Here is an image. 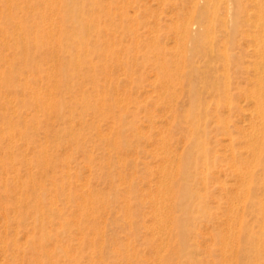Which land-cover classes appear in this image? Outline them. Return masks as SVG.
Masks as SVG:
<instances>
[{
	"label": "bare ground",
	"instance_id": "bare-ground-1",
	"mask_svg": "<svg viewBox=\"0 0 264 264\" xmlns=\"http://www.w3.org/2000/svg\"><path fill=\"white\" fill-rule=\"evenodd\" d=\"M104 1V0H103ZM113 1V0H112ZM118 1V0H117ZM123 1V0H122ZM121 1V3H123ZM127 1V0H126ZM130 1V0H129ZM128 1V2H129ZM170 1V0H169ZM206 1V4H204V5H202V6H199L198 7V5H196V12L195 13H188V12H186V13H188V15H185V16H183L182 15V12H181V15L184 17L183 19H184V29L186 30V32H187V34H188V41H187V43H183L182 44V48H181V50L182 51H184V60H182V61H185L186 62V60H188V62H190V64H191V67H192V65H193V67H192V70L190 71L191 73L188 75L189 76V78L190 79H187L188 80V83H181L180 82V86H181V90L183 91V94H184V92H186L187 93V97H188V99H189V102L187 101V105L189 104V106H185L186 104H185V102L183 103V106L181 107V108H179L178 106H177V103H178V99H176L177 100V103H176V101L174 102V100H175V97L178 95V91H177V89H176V84L179 82L178 81V79H181V76L182 77H185V76H183L182 75V73H181V69L183 68H181V60L178 58V57H174V58H171L170 60H168V59H163V57H162V55H160L162 58L160 59L161 61V63H160V68H161V74L160 75H162L160 78H162V81H163V84L165 85L164 87V91H165V96H167L168 97V99H167V101H168V103L171 105V112H173L174 113V116L173 115H171V116H173V118H174V120H173V124H172V122H171V125L173 126V130L175 129V128H177V126L178 125H180V123H185V125H183L182 127L180 126V127H178V128H180V130L182 131H185V132H187V134H185V136L187 135V136H189L188 137V139H186V141L188 140V146H189V151H187L188 153L185 155V159L179 164V162H177L176 161V163H178V166H176V169H174V166H175V162H174V156H171L170 154H172V152L170 151L171 149H173V148H171L170 149V147H169V145L170 144H172V143H168V134H163L162 132H161V130H160V134H159V136L161 135L162 137H160V138H162L161 140L159 139V143L158 144H160L159 146H157V147H159L160 148V146H161V150L163 149L164 151H163V155L165 154L166 156H164V157H166L165 158V161L164 162H166L165 164H163V165H161V168H159L160 167V165L158 166V169H160L161 171V173H162V177L163 178H161V179H159V180H161L160 182H159V184H158V189L156 190L157 192L156 193H154L153 195H151V194H149V193H147V195H151V199H152V202H153V209H154V211H155V215H156V227H157V230L158 231H160V235L161 236H159L160 237V241L159 242H156L157 243V245H156V248L154 249V250H157V249H159V248H161V250H159V251H161L162 252V249H163V247L164 246H166L167 245V240H166V233L168 232V231H177L179 234V236H180V240H181V243H180V246H179V249L181 248V249H183V248H187L186 247V244H188V242H187V240L188 239H190V237L188 238V234H189V232H188V230L183 226V225H185L184 223V221L186 220V219H188V218H192V216L191 217H189V213L186 211V207L189 205L188 203H187V206L184 208V207H182V205H178L177 203H175L176 201L174 200V198H176L177 199V195H179L180 194V192L182 191V195L181 196H186L187 194L189 195V193H190V200H191V197H193L192 196V189L194 190V188H196V186L195 187H193V188H191V187H187L186 186V184L184 185L182 182H184L183 180H185L184 178L182 179V176L183 177H186V179H187V181H190V180H188V178L187 177H191V176H194V175H196V173H197V175L199 174L198 173V170L197 169H195V172L196 173H193V174H191V173H189L188 172V168L190 167V165H191V163L188 161V159H189V157H190V155H192V154H194V158H196V160L197 161H195V163L193 164V165H199L200 164V161H198V160H200V159H198V158H201V156L204 158V161L201 163V164H204L206 167H207V161H209V153H208V151H207V149H208V147L206 148V144H205V146H204V142L203 141H205V137L206 138H208L210 135H208V132H209V134L211 133L210 132V129L208 130V128L210 127L209 126V123L211 122V118L209 119L208 117H210L209 116V114L211 115V117L212 116H215L216 118L214 119L215 121V123H217V125H218V127H217V129L218 128H221L220 130H221V133H222V131H224V133L225 134H223V135H225L226 136V133L227 134H229V137L231 138V136L232 135H234V133L232 134V132H235V131H232V129L231 128H233V129H235V125L237 126V128H239L238 127V125L237 124H235V123H233V127H231V123L233 122L231 119H229L230 118V116H231V113L234 115V111H236L237 110V108H239L238 106H237V108H236V106L234 107L233 105V101H232V99L234 98L233 96H231L232 95V91H231V85H232V83L233 82H231L232 80H231V74H230V72H229V70H232V68H231V65H232V67H233V61H235V56H234V54L230 51V49H232V47H233V45H235V37H236V32H237V29L240 27V25H239V20L242 18V16H244L243 15V12L245 11V10H247L248 8L250 9V7H248L247 9H246V6H245V4H247V3H245V4H243L242 3V0H231V1H233L232 3L233 4H229L230 6H228V7H226V6H223V7H225V9L227 8L228 10H229V8L230 9H232L231 11H232V13H231V21H232V23L230 24V22L228 23L227 22V20H222L223 19V17H221L222 15H221V13H220V10H221V8H222V4H220V2L222 1V0H216V1H214V0H211V1H213V2H209V1H207V0H205ZM223 1H226V0H223ZM222 1V2H223ZM251 1V0H250ZM253 1V10H252V12H249V13H245L246 15L245 16H247V19H248V24L246 23V25H248V28H250V26L252 27V29H250L252 32H251V34H248L246 31H245V34L247 33L249 36H251L252 38H253V40H254V42L253 41H251V42H253V43H251V44H254L252 47H253V50H254V53H255V55H256V57H255V59H254V61H253V67H254V70H255V74L253 75L254 77H253V79H250L251 81H249V82H251V83H253V87H252V90H251V93H250V95L252 96V98H253V101H254V103H253V101L251 100V102L254 104L252 107H254V110H253V108L250 106V108H252V110L254 111V113L253 114H251V116L253 117V119L250 121V123L251 122H253L252 124H251V126H250V124H248L247 122H245V125L247 126V124H248V127H251V129H250V132H249V134H248V139H244V140H247L248 141V146H247V154H246V152L245 151H243V152H245V154H246V156H242L243 154H239L242 150H240L239 151V147H237L238 149V151H239V155H237L236 153H231L232 155H234V156H232L233 157V159H232V157H230V155L231 154H229L228 152H229V150L228 151H226V154L228 153L229 154V156L228 157H230V159H231V161H233L232 163H233V165H235V167H233L232 166V169L234 168V170H235V172L237 173V176L238 177H240L239 179L241 180V182H242V184H241V182H240V184H238L237 185V183H238V181H237V183H236V181L234 182V183H236L235 185H236V187H239V188H237V195H238V197H237V199H236V201H238V203H239V200H243L244 201V203H247V205H246V208H245V206H244V208L243 209H245V211L248 209V210H250L253 206H254V208H255V211L256 212H253V213H255V214H251V212H249L248 213V211H246V213H248L249 214V216L247 215V214H245V216L247 215L248 217H245L244 215H243V213L242 214H238L240 211H242V210H240L239 208V212H237V210H235L236 212H237V214L238 215H236V214H234L233 215V217L231 218L233 221H235V219H239V221H240V232L237 234L236 233V231H234L235 232V234H234V232H232L231 231V233H230V235L228 234V232H226V234L225 235H222V236H220L219 238H220V241H221V243H223L224 244V247L227 249V247L229 248V245L231 244V241L233 242V244H235L234 243V240H232L233 238H238V240H239V243H241L240 241H245L244 243H246L247 241H254V239H251V237H252V235H253V228H254V231H255V228H256V230L258 229H260V228H263L264 229V0H252ZM118 2H120V1H118ZM130 2H132V0L130 1ZM191 2H194V1H192L191 0ZM190 2V3H191ZM199 2V0H197L196 1V3H198ZM203 2V1H202ZM221 2V3H222ZM89 3L91 4V5H94L95 7H89ZM104 3H106V2H104ZM116 3V1L112 4V5H114V6H118V5H116L115 4ZM223 3H225V2H223ZM226 3H227V1H226ZM124 4V3H123ZM126 4V3H125ZM124 4V5H125ZM174 4V3H173ZM176 4V3H175ZM194 4V3H193ZM200 4V3H199ZM105 5L106 4H103L102 5V1L101 0H0V65H3L4 67L1 69V67H0V86H3V87H11V89L13 88V89H15V90H17L16 92H20V93H22L24 96L25 95H27V97L26 98H22L21 100H19V99H17V93H16V97H12V96H8V94L7 93H5L6 94V96H3V95H1L0 94V122H2V125L0 124V162L2 163V165L3 166H5V168H7V166H6V164H10V161H11V164H10V166L8 167L9 169H12L11 171H9V170H7V175L5 176V177H3V175L2 176H0V187L2 188L1 189V193H0V198H1V203H3L2 202V198H4L6 195H8L9 193H10V191H14V193H15V198H16V204H17V206H16V208H15V210L17 211V214H20V215H18V216H20V217H18L17 216V214H16V216L15 217H13V218H11L10 220H15L16 221V224H18L19 226H21V224H26V226H27V219H29V218H27L28 216H30V218H32V220H30L28 223H30V222H32L31 223V230H30V232L32 233V234H30L29 235V239H27V245L26 244H24V247H23V244L21 243V242H25V241H20V243H21V245H20V243L18 242V240L15 238V237H13L11 240H10V242L8 243L10 246H12L16 251H20V250H25L26 248H25V245H26V247H27V249L28 250H30V251H32L34 254H33V257L32 258H30V260H29V262L31 263V264H58V259H57V257H58V253L60 252V251H62L63 253V256L65 255H67L68 257H69V259H68V263L66 262V260H64L65 261V263H67V264H79V262H80V260H81V258L82 257H84L85 258V256H87L88 255V252H87V255L85 254V256H82V257H80V258H78V256H79V254H78V256H71L72 254H68V252H69V249H68V247L66 248L65 246L69 243V246H70V242H63L62 240V242L63 243H61V245H58V244H56V240H57V237L59 236V235H63L64 233H65V236L68 238V237H70V231L72 232V230H70L69 229V223L68 222H66V221H61V222H59L60 224H59V228L57 229V228H55L54 229V227H52V226H50V227H47V222L49 221V222H51L52 220H54L53 218H55V215H62L63 213V211L62 210H60L59 208H57V207H55V208H45V204H44V199H45V193H44V191L41 189V188H36L35 187V181H36V179H35V177H34V175H32V171H33V168H32V171L31 172H29V174H28V182L25 184V185H27L29 182H32V189H31V191H29L30 193H28V191H26L27 193H28V195H27V193L25 194V195H23V193L22 192H20V194H17L18 192H16V188H17V190L19 189V190H22V188H23V185H24V182H21L22 180L20 179V178H22L21 176H19V172L17 171L18 169L15 167V162H13L14 161V159H16V157H17V155H18V151H17V148H19L18 146H16V144H15V135H17L18 136V134H20V135H22L25 139H26V143L27 142H29V139L32 137V135H34V131L36 130H38V128L39 127H42L44 130H45V132L47 133L46 135H48V137H53V139L54 140H58L59 139V141H64L66 144H68L67 142H69L70 141V143L72 144V146L75 144V146L76 147H78L79 149H81V150H83V151H81V150H79V151H81V152H86V153H89L88 152V148H86V143H87V138H88V136L82 131V130H79V131H77L76 130V128L74 127V122H75V120H76V115H75V113H76V111H78L79 112V116L80 117H84V115L86 114V112L88 111L87 109H92L93 110V112H95L96 114H97V116L96 117H93L92 119H91V122H88L87 124L91 127V129L93 128V129H95L93 132H94V134H95V136L94 137H98L97 139H98V141H99V143H100V145L102 146V145H104L105 144V142L107 143L106 145L109 147V145H113V147H114V150L117 152V151H119V150H121L123 147H122V141H121V139H119L120 137H119V135H120V130H116L115 129V131H114V128L112 127V126H110V127H112L111 128V131H110V137L109 136H104L105 134H106V132L105 133H103V131H104V129H102L101 128V126H100V124L98 123V121H100V119H103V118H107V119H109V113L111 112V109H112V113H113V111H114V113H115V111L118 109L117 107H115L114 105H116V103L118 102L117 100V96L120 94V93H117V89H116V93L118 94H116L115 96H116V99L117 100H115V98H113L114 96L113 95H110L109 93V95H110V97L112 96V98L113 99H111V98H109V99H111V101L109 102V103H107V100H106V97L105 96H103L101 93H102V91L103 90H101V87L102 88H104L105 87V85H104V83L102 82L101 83V81L100 80H103L104 81V78H106V76L105 75H109V77H111V73L110 72H112V74H113V69H114V67L115 66H113L112 65V63H116V64H119L120 62L117 60V59H115V57L117 58V54H118V52H117V50H118V47H116V45L118 44V43H120V42H118V41H116L117 40V38L114 36V40H115V38H116V40H115V43L117 42V44H115L114 43V41H112L113 43H114V45H115V47L117 48V50L115 49V47H114V45L111 43V41L110 40H108L107 39V37L105 36V32L106 31H108L109 32V28H111V27H108L107 28V30H105L104 28V26H106V25H104V24H101L100 23V21L102 20L103 21V19L105 18V17H107L106 16V13H107V11H106V13L104 12V7H105ZM108 5V7H109V4H107ZM106 5V6H107ZM130 4L128 3V5H126V6H129ZM227 5V4H226ZM111 6V5H110ZM120 6V7H119ZM118 7H119V9L120 8H122L123 7V5H119ZM122 6V7H121ZM185 6V5H184ZM190 6V5H189ZM251 6V5H250ZM131 6H129V8H130ZM172 7V6H171ZM94 8V9H93ZM111 8H113V6L111 7ZM124 8V7H123ZM176 8V7H175ZM188 8V7H187ZM186 8V9H187ZM106 9H108L107 7H106ZM109 9H110V7H109ZM108 9V10H109ZM131 9V8H130ZM224 9V10H225ZM113 9H111V11H112ZM114 10L116 11V9H115V7H114ZM114 10H113V12H114ZM181 10H183V9H181ZM251 10V9H250ZM110 11V12H111ZM118 11V10H117ZM116 11V12H117ZM137 11V10H136ZM136 11H133V12H136ZM179 12H180V9L178 10ZM223 11V10H222ZM119 12L120 13H122L121 11H118V14H119ZM178 12V13H179ZM190 12H192V10L190 11ZM225 12V11H224ZM227 13H228V11H226ZM226 12H225V14H226ZM245 12H247V11H245ZM103 13H105L103 16H105L103 19H102V15L101 14H103ZM115 13V12H114ZM114 13H110V14H113V15H111V18H112V16H114ZM124 13V12H123ZM118 14H116V15H118ZM125 14H126V12H125ZM134 14V13H133ZM133 14H132V16H133ZM180 14V13H179ZM224 14V13H223ZM224 14V15H225ZM228 14H230V13H228ZM115 15V19H116V17L118 18L119 16L121 17L122 15L120 14L119 16H116ZM134 15H138L137 13L136 14H134ZM181 15H179V16H181ZM175 16V15H174ZM181 16V17H182ZM226 16V15H225ZM229 16V15H228ZM101 17V18H100ZM110 17V16H109ZM135 17V16H134ZM133 17V19L134 20H136V18L138 17H135L134 18ZM175 17H177V15L175 16ZM186 17V18H185ZM122 18L123 17H121V19H119L118 21H119V26H125L124 24H126V23H122ZM126 18H128L127 17V15H126ZM126 18L124 19V21L126 20ZM131 18V17H130ZM198 18V22H200L201 20H205L206 21V23H207V26L205 25V27L204 28H201V29H195L194 30V27L192 28L191 27V21H193L194 19H197ZM228 18H230V17H227V19ZM252 18V19H251ZM132 19V18H131ZM108 21L109 19H104V21ZM120 20H121V22H120ZM106 21H105V23H106ZM110 21V20H109ZM123 21V22H124ZM132 21V20H131ZM137 21V20H136ZM159 21V20H158ZM174 21H175V19H174ZM111 22V21H110ZM109 22V24H111ZM135 21H133V22H131V24H133ZM183 22H181V23H183ZM221 22V23H220ZM115 23V22H114ZM114 23H112L113 25H114ZM121 23H122V25H121ZM129 23H130V21H129ZM194 23H195V20H194ZM108 24V25H109ZM131 24H128V25H131ZM173 24H174V22H173ZM199 24H201V23H199ZM203 24V23H202ZM245 24V23H244ZM243 23H242V25H244ZM100 25H103V27H101ZM115 25H117L116 23H115ZM115 25L110 29V33H112L111 31H113L112 29L113 28H115ZM135 25H136V22H135ZM175 25H176V23H175ZM246 25H245V27H246ZM132 26V25H131ZM174 26V25H173ZM177 26V25H176ZM176 26H174V27H176ZM193 26V25H192ZM202 26V25H201ZM107 27V26H106ZM129 27V26H128ZM133 27H135V26H133ZM128 28L129 30H131V29H134V28ZM217 27H219L220 29H221V31L222 32H226L227 33V36H226V38H224L221 42H219L218 41V39H217V37H215L214 36V34H216L215 32L216 31H218L217 30ZM122 28V30L124 29L123 27H121ZM181 28H182V26H181ZM218 28V29H219ZM119 29V31H121L120 30V28H118ZM128 29H125V30H123V32H125V31H128ZM247 29V28H246ZM135 30V29H134ZM178 29H176V31H177ZM240 30V29H239ZM245 30V29H244ZM118 31V32H119ZM215 31V32H214ZM241 31V30H240ZM239 31V32H240ZM247 31H249L248 29H247ZM107 32V33H108ZM117 32V31H116ZM129 32V31H128ZM136 32H137V29H136ZM183 31L181 30V32H178L179 34L180 33H182ZM242 32H243V29H242ZM242 32L241 33H239V35L241 34L242 35ZM115 33V32H114ZM131 33H133V38L135 37V34H134V32H132L131 31ZM137 33H139V31L137 32ZM244 33V32H243ZM125 34H127L126 32H125ZM224 34V33H223ZM137 36H138V34H136ZM140 35V34H139ZM174 35V34H173ZM178 35V34H177ZM182 35H184V34H182ZM222 35V34H221ZM238 35V36H239ZM122 36H124V35H122ZM136 36V37H137ZM237 36V37H238ZM112 37V36H111ZM139 37V36H138ZM174 37V36H173ZM225 37V36H224ZM236 37V38H237ZM245 37V36H244ZM132 38V39H133ZM155 38V37H154ZM153 38V39H154ZM158 38V37H157ZM157 38H155L156 40H158ZM240 36H239V42H240ZM138 39V38H137ZM136 39V40H137ZM174 39H177V38H174ZM180 39H181V36H180ZM119 40V39H118ZM135 40V42L136 43H134V45L135 44H138L139 46H140V42L138 43L137 41ZM140 40V39H139ZM138 40V41H139ZM152 40V39H151ZM182 40V39H181ZM243 40H245V38L243 39ZM141 41V40H140ZM155 41V40H154ZM134 42V40H132V43ZM157 42V41H156ZM158 42H159V40H158ZM188 42H191V43H188ZM248 42V41H247ZM246 42V43H247ZM152 43V42H151ZM175 43V42H174ZM176 43H177V40H176ZM175 43V44H176ZM244 43V42H243ZM155 43H152V45H154ZM159 44H160V42H159ZM249 45H250V43H248ZM157 45H158V43H157ZM156 45V46H157ZM171 45V44H170ZM174 45V44H173ZM120 46V45H119ZM131 46H132V44H131ZM131 46H128L129 48L131 47ZM137 46V45H136ZM138 46V47H139ZM142 46V45H141ZM151 46V45H150ZM150 46H148L147 48H149ZM155 46V45H154ZM155 46V47H156ZM161 46V45H160ZM169 46V45H168ZM174 46H176V45H174ZM236 46V45H235ZM246 46V45H245ZM248 46V45H247ZM121 47V46H120ZM120 47H119V53H121V50L123 51L124 49H120ZM135 47V46H134ZM138 47H137V49L135 50V51H137L138 50V54H139V49H138ZM142 47H144V46H142ZM142 47H141V49H142ZM155 47H153L154 48V52H156V51H158V49H160L161 50V48H164V47H162L161 46V48H159L158 47V49L156 48L155 49ZM171 47V46H170ZM169 47V48H170ZM173 47V46H172ZM180 47H181V44H180ZM240 48H242L241 46H239ZM251 47V46H250ZM175 48V47H174ZM239 48V50H241ZM106 49H107V51H106ZM131 50H130V52L129 51H126V50H124L125 52H128V53H131V52H133V50L132 49H134L133 47H131L130 48ZM237 49H238V46H237ZM129 50V49H128ZM151 50H153V49H151ZM151 50H147V51H151ZM159 50V51H160ZM164 50V49H163ZM168 50V49H167ZM166 50V51H167ZM235 50V47L233 48V52H235L234 51ZM247 50V49H246ZM246 50H244V51H246ZM105 51V52H104ZM109 51H111V57L110 58H112L111 59V61L113 60V57H114V59H115V62H114V60H113V62L112 63H108V62H106V61H108V60H106V59H108V57L105 59V54L104 53H106V52H108L109 53ZM123 51V52H124ZM168 51H170V50H168ZM249 51V50H248ZM246 52V54L247 53H249V52ZM143 52V51H142ZM144 52H145V50H144ZM143 52V53H144ZM153 52V51H152ZM161 52H163V51H161ZM160 52V53H161ZM240 52L241 51H239V54H240ZM243 52V51H242ZM242 52H241V54L240 55H242V59H243V57H245V56H243V54H244V52H243V54H242ZM92 53H97L98 55H99V58H98V56H96L99 60H96V59H92V58H90V55L92 54ZM128 53H125V54H122V55H124L123 57H125V58H127L126 56L128 55ZM136 53V52H135ZM147 53H149V52H147ZM157 53H159V52H156V54ZM174 53V52H173ZM179 52H177V54H178ZM253 53V52H252ZM127 54V55H126ZM133 54H134V52H133ZM133 54L131 53V56H133ZM154 55V53H151L150 55ZM166 54V53H165ZM177 54H176V56H177ZM246 54H244V55H246ZM130 55V54H129ZM143 55H146V53L145 54H143ZM142 55V57H143V60L145 59V60H148L147 59V57L146 58H144V56ZM152 55V56H153ZM164 55V54H163ZM169 55V54H168ZM170 55H171V53H170ZM181 55V54H180ZM109 56V55H108ZM118 56H119V54H118ZM121 56V55H120ZM130 56V57H131ZM139 56H140V54H139ZM147 56H148V54H147ZM157 56V55H156ZM158 56H159V54H158ZM247 56V55H246ZM93 57V56H92ZM123 57H119V58H123ZM129 57V56H128ZM129 57V58H130ZM137 57H138V55H137ZM136 57V58H137ZM141 57V58H142ZM149 57H151V56H149ZM167 57V55H164V58H166ZM180 57H182V55L180 56ZM234 57V58H233ZM125 58H124V60H125ZM132 58H134V57H132ZM154 58H156V57H153V60H154ZM158 58V57H157ZM155 59L156 61L158 60L159 61V59ZM240 58V59H241ZM138 59V58H137ZM150 59V58H149ZM236 59L238 60L239 58L238 57H236ZM247 59V58H246ZM253 59V58H252ZM130 60H131V58H130ZM130 60H126V70L128 71V73H129V69L130 68H128V66H127V64H131V63H129L130 62ZM136 60V59H135ZM144 60V61H145ZM109 61H110V59H109ZM127 61H129V62H127ZM143 61V62H144ZM247 61H249L248 59H247ZM105 62L107 63V64H111L112 65V68L113 69H111L112 71H110V69H108L110 72L108 73V74H106V70H107V68L109 67V66H111V65H109L108 67H107V64H105ZM132 62H134V60H132ZM148 62V61H147ZM168 62H169V65H168ZM184 62V63H185ZM239 62V61H238ZM240 62H241V60H240ZM239 62V63H240ZM138 63H139V61H138ZM187 63V62H186ZM196 63H203V65H204V67H205V69H204V67L202 68L201 67V65H197ZM243 62H241L240 64H242ZM121 64V63H120ZM133 64H135V63H133ZM141 64V63H140ZM140 64H139V66H140ZM150 64V63H149ZM132 65V64H131ZM131 65H129V66H131ZM137 67H138V65L137 64H135ZM159 65V64H158ZM171 65V66H170ZM183 65H185V68H186V64H183ZM202 65V66H203ZM237 65H239V64H237ZM236 65V66H237ZM251 65V64H250ZM120 66V65H119ZM123 66V65H122ZM151 66V65H150ZM155 66H156V64H155ZM190 66V65H189ZM189 66L187 65V67L189 68ZM234 66H235V63H234ZM118 67V66H117ZM124 67V66H123ZM122 67V68H123ZM131 67H134V66H131ZM238 67V66H237ZM244 67V66H243ZM247 67V66H246ZM249 67H251V66H249ZM121 67H120V69H122ZM136 68V67H135ZM159 68V67H158ZM235 68V67H234ZM252 68V67H251ZM119 69V68H118ZM138 69V68H137ZM187 69V68H186ZM202 69H204V70H202ZM237 69V68H236ZM253 69V68H252ZM125 70V69H124ZM131 70H134V68L132 69L131 68ZM159 70V69H158ZM184 70V69H183ZM182 70V72H184ZM240 71V70H239ZM238 71V72H239ZM27 72H29V73H27ZM131 72V71H130ZM135 72H136V70H135ZM135 72L134 71H132V73L135 75ZM236 72V71H235ZM241 72V71H240ZM242 72H244V70L242 71ZM247 72V71H246ZM101 73H104V76L102 77V78H100V74ZM123 74H125L124 73V71L122 72ZM232 73H233V71H232ZM237 73V72H236ZM248 73V72H247ZM119 74V73H118ZM131 74V73H130ZM159 74V73H158ZM157 73H156V75H158ZM185 75L187 74V73H184ZM18 75L20 76V77H18ZM21 75H23V77L21 78ZM119 75H121V74H119ZM118 75V76H119ZM194 75H196L197 77H195V80L194 81H192V77L194 76ZM102 76V75H101ZM140 76V75H139ZM237 76V75H236ZM236 76H235V78H236ZM250 76V75H249ZM126 77H127V75H126ZM251 77V76H250ZM114 78L115 77H113V83L115 84V81L117 80V78H115V81H114ZM124 78V77H123ZM140 78H141V76H140ZM186 78H188V77H186ZM194 78V77H193ZM234 78V79H235ZM237 78L239 79V77L237 76ZM88 79H90V83L92 82V83H94V87L95 88H93L92 89V91H90V90H88V91H86V89H84V84L86 83H88L87 82V80ZM108 79V78H107ZM136 80H137V78H135ZM238 79H236V81L238 80ZM109 80V79H108ZM123 80V79H122ZM132 80H133V78H132ZM140 80V79H139ZM185 81V79L183 78L182 79V81ZM186 80V81H187ZM89 81V80H88ZM127 81V80H126ZM129 81H131V79H129ZM150 81V80H149ZM235 80H234V83L233 84H237V83H239V80H238V82H236ZM241 81V80H240ZM140 82H142V80H140ZM121 83H123V81L121 82ZM131 83V82H130ZM130 83H128V84H130ZM158 83V82H157ZM85 84V85H86ZM106 84V83H105ZM118 84H119V82H118ZM153 84V83H152ZM242 83H240V85H241ZM37 85H39V86H37ZM107 85V84H106ZM113 85V84H112ZM123 85V84H122ZM126 85V84H125ZM124 85V86H125ZM133 85V84H132ZM140 86H142V84H139ZM158 85V84H157ZM239 85V86H240ZM247 86H248V84H246ZM251 86H252V84H250ZM101 86V87H100ZM117 86H119V85H117ZM117 86H115V88H117ZM120 86H121V84H120ZM122 87V88H124L125 89V87ZM128 86V85H127ZM138 86V84L136 85V87ZM188 86V87H187ZM237 86V85H236ZM153 87V86H152ZM155 87V86H154ZM238 87V86H237ZM249 87V86H248ZM247 87V88H248ZM111 88H112V86H111ZM114 88V87H113ZM135 88V87H134ZM151 88V87H150ZM155 88H157V87H155ZM158 88H159V86H158ZM239 88H241V86L239 87ZM243 88V87H242ZM87 89H88V87H87ZM91 89V88H90ZM137 89H138V87H137ZM137 89H136V91H137ZM153 89V88H152ZM235 89H237V88H234V86H233V90H235ZM244 89V88H243ZM105 90H109V88L107 89V87L105 88ZM156 90V89H155ZM179 90H180V88H179ZM250 90V89H249ZM110 91V90H109ZM123 92L124 90L123 89H121L120 88V91L119 92ZM126 91V90H125ZM140 91V90H139ZM144 91H146V90H144ZM153 91V90H152ZM159 91V90H158ZM237 91V90H236ZM241 91V90H240ZM239 91V92H240ZM246 91V90H245ZM245 91H243L242 93H244ZM108 92V91H107ZM129 92V91H128ZM131 92V96H132V98H134L135 96H134V94L135 93H137V92H133L132 93V91H130ZM239 92L237 93V94H239ZM105 94H106V91L104 92ZM111 93H112V91H111ZM114 93V92H113ZM143 93V92H142ZM146 93V92H145ZM246 93V92H245ZM248 93V92H247ZM126 94H128V93H126ZM139 94V93H138ZM141 94V93H140ZM249 94V93H248ZM122 95V94H121ZM125 95V94H124ZM123 95V97H127V95L126 96H124ZM137 95V94H136ZM145 95V94H144ZM244 95V94H243ZM79 96V97H78ZM130 96V97H131ZM139 96V95H138ZM137 96V98H139ZM181 96V95H180ZM185 96V95H184ZM119 97H122V96H119ZM144 97V96H143ZM241 97V96H240ZM245 97V96H244ZM124 98V99H125ZM156 98H157V95H156ZM155 98V102H157V100H158V98L156 99ZM207 98V99H206ZM243 98V97H242ZM241 98V99H242ZM127 99V98H126ZM181 99H183V98H181ZM240 99V98H239ZM120 100H122V98L120 99ZM132 100V99H131ZM141 100H143V99H141ZM209 100H210V102H209ZM126 101V100H125ZM129 101H130V99H129ZM161 101V100H160ZM163 101V100H162ZM181 101L182 100H180V103H181ZM211 101H212V103H213V105H214V107H212L211 106ZM219 101H223V102H227L226 103V105H223V104H221V103H219ZM132 102V101H131ZM145 102V101H144ZM183 102V101H182ZM206 102H207V105L208 106H206ZM242 102H243V99H242ZM241 102V103H242ZM76 103H78L79 105H76ZM119 103V102H118ZM124 103V102H123ZM135 103V102H134ZM138 103V102H137ZM148 103H150V102H148ZM147 103V104H148ZM210 103V104H209ZM238 103H239V101H238ZM161 104V103H160ZM165 104H167L166 103V100H165ZM235 104H236V102H235ZM23 107H27V108H31V106L30 105H34V109H35V111L34 112H27V113H25L24 114V111L23 110H20L21 108H23ZM122 105V104H121ZM127 105V104H126ZM125 104H123V107L124 106H126ZM136 105V104H135ZM134 105V106H135ZM137 105H139V104H137ZM170 105H168L169 107H170ZM238 105H240V104H238ZM251 105V104H250ZM20 106H21V108H20ZM128 106V105H127ZM168 106H167V108H168ZM216 106V107H215ZM222 106H223V108H224V106L225 107H227L226 109H227V111L226 112H224L225 114H223V112H222V110H221V108H222ZM248 106V105H247ZM74 107V108H73ZM113 107L116 109H114L113 110ZM120 107V106H119ZM123 107H122V110H120V108L118 109V110H120L119 112L121 113V111H123ZM129 107V106H128ZM131 107H133L132 105H131ZM131 107H129V108H131ZM138 107L139 106H137V107H135V108H137L138 109ZM211 107V108H210ZM146 108V107H145ZM214 108V109H213ZM242 108V107H241ZM245 108V107H244ZM244 108H242L243 110H244ZM249 108V107H248ZM248 108H246L247 109V111H248ZM133 109V108H132ZM137 109H136V111H137ZM211 109L213 110V112L211 111ZM225 109V110H226ZM233 109H236V110H233ZM245 109V110H246ZM89 110V111H90ZM91 110V111H92ZM126 110H128L129 111V109L127 108ZM144 108H142V111L140 112V113H143L144 111ZM165 110H167V112L169 111L168 109H166L165 108ZM179 110H181L182 111V113H181V115L179 116L180 118H179V120L177 121L176 120V117H178V111ZM220 110H221V113H219L220 112ZM40 111H41V113H40ZM87 112V113H90V112ZM127 111V112H128ZM134 111V110H133ZM135 111V112H136ZM139 111H140V109L137 111V113H139ZM149 111V110H148ZM154 111V110H153ZM109 112V113H108ZM131 112H132V110H131ZM150 112V111H149ZM156 112V111H155ZM238 113H240L239 112V110L237 111ZM251 111H248V113H250ZM111 114V117L110 118H112V121H114L115 123H117V122H119V123H121V121H123V118L121 117V116H119V113L117 112V114L118 115H115V114ZM126 113V112H125ZM133 113V112H132ZM145 113V112H144ZM159 113V112H158ZM161 113H163V112H161ZM165 113V112H164ZM243 113V112H242ZM95 114V115H96ZM134 114V113H133ZM133 114H130V115H132L131 117H134V115ZM147 115H148V112L146 113ZM154 114V113H153ZM241 114V113H240ZM92 115V114H91ZM150 115H152V114H150ZM246 115H248V114H246ZM250 115V114H249ZM15 116V119L16 120H14L13 119V117ZM89 116V115H88ZM99 116V117H98ZM139 116V115H138ZM138 116H136V118H139ZM237 116H239V115H237ZM250 116V117H251ZM131 117H129L128 116V118H131ZM249 117V118H250ZM251 117V118H252ZM97 118V119H96ZM127 118V117H126ZM141 118H142V116H141ZM145 118V117H144ZM160 118V117H159ZM161 118H162V116H161ZM214 118V117H213ZM133 118H131V120H132ZM151 119V118H150ZM166 119V118H165ZM228 119H229V121H232L230 124L227 122L228 121ZM50 120H52V123H53V125H54V122L55 121H57L58 123H57V125H60V124H68V125H66V126H60V127H58V128H56V126L54 125V127H53V125L51 126V123H49V121ZM79 120V119H78ZM86 120L87 119H85V122H86ZM136 120V122H137V120L139 121L140 120V118L139 119H134V121ZM159 120V119H158ZM247 120V119H246ZM142 121H143V119H142ZM154 121V120H153ZM160 121V120H159ZM248 121H249V119H248ZM105 122H108V121H105ZM135 122V123H136ZM149 122H152V121H150L149 120ZM157 122V121H156ZM20 123H22V125H20ZM133 123V122H132ZM134 123V124H135ZM139 123V122H138ZM142 123V122H141ZM154 123H155V121H154ZM166 123H168L167 122V120H166ZM166 123H165V125H166ZM247 123V124H246ZM77 124V123H76ZM81 124V123H80ZM108 124V123H107ZM147 124H148V122H147ZM146 124V125H147ZM211 124V123H210ZM83 125H85V124H83ZM82 125V126H83ZM102 125V124H101ZM108 125H110V124H108ZM138 125V124H137ZM157 125V123H155V126ZM168 125V124H167ZM171 125H170V127H171ZM106 126V125H105ZM121 126V125H120ZM119 126V127H120ZM150 126H153V124L151 125V123H150ZM241 126H242V124H241ZM240 126V127H241ZM244 126V125H243ZM33 128V131L32 132H30L29 131V129L30 128ZM125 127V126H124ZM140 127V126H139ZM214 127H216V126H214ZM81 128V127H80ZM138 128V127H137ZM148 128H149V124H148ZM153 128V127H152ZM155 128V127H154ZM161 128V127H160ZM172 128V127H171ZM171 128H168V130L169 129H171ZM177 128V129H178ZM181 128H183V129H181ZM243 128H246L245 126L243 127ZM85 129V128H84ZM128 129V128H127ZM134 129H136V128H134ZM133 129V130H134ZM139 129H141V128H139ZM146 129V128H145ZM214 129V128H213ZM242 129V128H241ZM247 129V128H246ZM103 130V131H102ZM107 130H108V126H107ZM110 130V129H109ZM147 130H149V129H147ZM158 130H159V128H158ZM165 129H163V131H164ZM138 131V130H137ZM140 131H142V130H139V132ZM151 131V130H150ZM175 131V130H174ZM180 131V132H181ZM238 131V130H237ZM243 131V129L241 130V132ZM249 131V130H248ZM38 132V131H37ZM114 132V133H113ZM129 132V131H128ZM176 132H177V130H176ZM245 132V131H244ZM244 132H242V133H244ZM149 133V132H148ZM162 133V134H161ZM172 133H174L173 131H172ZM171 133V134H172ZM179 133V132H178ZM238 133V132H237ZM236 133V134H237ZM239 133H240V130H239ZM238 133V134H239ZM247 133V132H246ZM42 134H44V133H42ZM128 134V133H127ZM130 134V133H129ZM180 134H182V133H180ZM236 134L234 135V136H236ZM237 134V135H238ZM90 136H91V139H92V137H93V135L92 134H89ZM107 135V134H106ZM135 135H137L136 133H135ZM153 135V134H152ZM158 135V134H157ZM247 134H245V136H246ZM126 136H128V137H130V135H126ZM149 136H151L150 134H149ZM170 136V135H169ZM171 136H173V135H171ZM171 136H170V139H171ZM186 136V137H187ZM234 136H232V138H234ZM241 136V135H240ZM244 136V135H243ZM40 137V136H39ZM66 137H67V139L68 140H65L66 139ZM113 137H114V140L112 141V139H113ZM116 137V138H115ZM135 137V136H134ZM182 137H183V141H184V139H185V137H184V135L182 134ZM181 137V138H182ZM211 137V136H210ZM228 136H226V138H227ZM237 137V136H236ZM235 137V138H236ZM132 138V137H131ZM130 138V140H131V142H132V139ZM137 138V137H136ZM152 138L153 137H151V140H152ZM174 138V137H173ZM172 138V139H173ZM225 138V139H226ZM234 138V139H235ZM94 139V138H93ZM148 139V138H147ZM178 139V138H177ZM218 139V138H217ZM216 139V140H217ZM237 139H239V137L237 138ZM4 140H7V142L6 141H4ZM17 140H18V138H17ZM45 140H46V138H45ZM149 140V139H148ZM154 140H156V139H154ZM182 140V139H181ZM227 140H229V138H227ZM233 140V139H232ZM243 140V141H244ZM6 142L5 143V145L3 146V145H1V143L2 142ZM97 141V140H96ZM137 141V144H138V140H136ZM144 141H146L145 139H144ZM174 141V140H173ZM241 141H242V139H241ZM240 140H239V142H241ZM243 141L241 142V143H243ZM3 142V143H4ZM34 142V141H33ZM39 142V141H38ZM40 142H41V140H40ZM51 143L52 142H54V141H50ZM58 142V141H57ZM56 142V143H57ZM104 143V144H102V143ZM142 142V141H141ZM227 142V141H226ZM226 142H225V144H226ZM231 141H229V142H227V143H230ZM233 142V141H232ZM25 142H24V144H26ZM46 143V142H45ZM38 144L37 145V143H33L32 145L34 146V144H35V147H36V150H37V147H39V154L40 155H44L43 157L42 156H40V160L39 159H37V160H39V161H37V163H39L40 164V168H43L44 170H47L48 172H49V169H52L51 167H53L54 166V169H52V170H50V172L51 173H49V177H52L53 176V179L54 178H57L56 176L54 177V175H56V174H58L57 173V171L55 170V168H57V167H55V166H58V164H54V162H55V155L53 156L54 157V159H53V157H52V159L50 158L51 157V155H50V157H48L49 155H48V153H49V146L47 145V144ZM65 143H63V145L62 146H65ZM97 142H95V144H96ZM122 143V144H121ZM235 143H238V142H235ZM53 144V143H52ZM59 143H57V145H58ZM109 144V145H108ZM140 144V143H139ZM139 144L137 145V146H139ZM182 144V143H181ZM184 144V143H183ZM187 144V143H186ZM186 144H185V146H186ZM231 144V143H230ZM244 144V143H243ZM246 144V143H245ZM37 145V146H36ZM70 145V144H69ZM69 145L66 147V148H68L69 147ZM106 145H104L103 147H101L102 148V151H104L103 150V148L106 146ZM129 145V144H128ZM141 145V144H140ZM223 145V144H222ZM227 145H229V144H227ZM232 145H234V143H232ZM232 145H229V146H232ZM236 145V144H235ZM235 145L234 146H232V147H230V149L231 148H233V147H235ZM53 146V145H52ZM99 146V145H98ZM106 146V147H107ZM133 146H134V144H133ZM154 146V145H153ZM207 146H208V144H207ZM4 148V150H1V148ZM55 147V146H54ZM70 147H71V145H70ZM100 147V146H99ZM99 147H98V149H99ZM211 148H212V146H210ZM243 147H244V145H243ZM31 148V147H30ZM65 148V147H64ZM92 148V147H91ZM126 148V147H125ZM129 148V147H128ZM137 148V147H136ZM153 148H155V147H153ZM169 148V149H168ZM188 148V147H187ZM210 148V149H211ZM20 149V148H19ZM24 149H26V148H24ZM71 149V148H70ZM133 149V148H132ZM135 149V148H134ZM133 149V150H134ZM213 149V148H212ZM228 149H229V147H228ZM235 149H236V147H235ZM66 149H63L62 151H65ZM77 150V149H76ZM114 150H112V151H114ZM123 150V149H122ZM168 150V153L166 152ZM176 150V149H175ZM192 150L195 152V151H197V154L196 153H193L192 152ZM227 150V149H226ZM234 150V148L231 150V152ZM237 150H234V151H237ZM31 151V150H30ZM56 151H59L58 149H56L55 151H54V153L56 152ZM62 151H60V154L62 155ZM67 151H68V149H67ZM90 151V150H89ZM127 151V150H126ZM155 151V150H154ZM181 151V150H180ZM212 151V150H211ZM25 152V151H24ZM51 152V151H50ZM91 152V151H90ZM94 152V151H93ZM99 152V151H98ZM105 152V151H104ZM130 153H131V155H132V151H129ZM151 152V151H150ZM156 152V151H155ZM171 152V153H170ZM178 152V151H177ZM184 153H186V149H185V151H183ZM20 153V152H19ZM36 154H38L37 152H35ZM73 153H74V151H73ZM102 153V152H101ZM100 153V154H101ZM108 153V152H107ZM112 153V152H111ZM125 153V152H124ZM135 153V152H134ZM179 153V152H178ZM183 153V154H184ZM216 153H220L219 151H215V155H214V157L216 156V157H218V155H216ZM242 153V152H241ZM35 154V155H36ZM49 154H52V152L51 153H49ZM64 154H66V152H64ZM63 154V155H64ZM69 154V153H68ZM106 154V153H105ZM120 154H121V152H120ZM123 154V153H122ZM129 153H127V155H128ZM201 155V156H199V155ZM33 155V154H32ZM57 155H59V153H57ZM86 155V154H85ZM85 155L84 154H82V156H83V158L82 159H87V158H84L85 157ZM94 155V153L92 154V156ZM99 155V154H98ZM102 155V154H101ZM104 155V154H103ZM103 155L100 157V159H98L99 157H97V159H98V161L99 162H101V160H104V159H101L102 157H103ZM118 155V154H117ZM125 155H126V153H125ZM126 155V156H127ZM155 155V154H154ZM177 155V154H176ZM175 155V156H176ZM195 155L197 156L198 155V158L197 157H195ZM207 155H208V158L209 159H207ZM222 155V154H221ZM19 156V155H18ZM25 156V155H24ZM23 156V157H24ZM68 156V155H67ZM82 156H80V153H79V156L78 157H82ZM87 156V155H86ZM92 156H91V154H89L87 157H89V159H92ZM107 156H108V154H107ZM112 156V155H111ZM111 156H110V158H111ZM126 156H125V160H126ZM134 156V155H133ZM184 156V155H183ZM224 156H226L225 155V153H224ZM226 156V157H227ZM26 157V156H25ZM35 157H37V156H35ZM35 157L33 158L34 160H33V162L35 163ZM66 156L64 155V158H65ZM123 157V156H122ZM179 157V156H178ZM177 157V158H178ZM182 157V156H181ZM57 158V157H56ZM66 158H68V157H66ZM74 158H75V156H74ZM95 158V157H94ZM93 158V159H94ZM115 158V157H114ZM120 158V157H119ZM134 159H136L135 157H133ZM154 158V157H153ZM176 158V157H175ZM194 158H192L193 159V161H194ZM59 161H60V159H62V157L60 156V159L59 158H57ZM76 159H78V158H76ZM81 159V158H80ZM92 159V160H93ZM128 160L130 159V160H132L131 159V157H129V158H127ZM133 159V160H134ZM161 159V158H160ZM159 159V160H160ZM179 159V158H178ZM181 159V158H180ZM207 159V160H206ZM213 159H215L216 160V158H213ZM230 159H229V161H230ZM21 160V159H20ZM27 160H28V158H27ZM66 160V159H65ZM96 160V159H95ZM143 160V162H144V159H142ZM162 160V159H161ZM163 160H164V158H163ZM177 160V159H176ZM227 160H228V158H227ZM84 161V160H83ZM82 161V162H83ZM87 163L86 164H89L88 163V161L87 160H85ZM107 161H108V159H107ZM112 161H114V162H112ZM118 162L120 161V160H117ZM211 161V160H210ZM214 161V160H213ZM29 162V161H28ZM53 162V163H52ZM74 162V161H73ZM75 162H76V160H75ZM79 162V161H78ZM93 162V161H92ZM127 162V161H126ZM129 162V161H128ZM218 162V161H217ZM17 163V162H16ZM19 163V162H18ZM17 163V164H18ZM98 163V162H97ZM116 163V160H114V159H110V162H108L107 163V168H110L111 169V167L112 166H116V165H118V164H115ZM130 163V162H129ZM136 163H137V161H136ZM140 163V162H139ZM145 163V162H144ZM161 163V162H160ZM189 163H190V165H189ZM36 164V163H35ZM51 164H53V166H51ZM72 164V163H71ZM79 164H81V163H79ZM85 164V165H86ZM102 164V163H101ZM100 164V165H101ZM127 165H125L126 166V168L127 167H130V166H128L129 164L128 163H126ZM131 165L133 164L134 166H135V164L134 163H130ZM138 164V163H137ZM147 164V163H146ZM149 164V163H148ZM162 164V163H161ZM200 164V165H201ZM211 165L212 164H214V162L213 163H210ZM217 164V163H216ZM19 165V167H21V165L20 164H18ZM62 165H63V163H62ZM90 165H91V163H90ZM97 165H99V163L97 164ZM97 165H93V166H97ZM99 165V166H100ZM103 165V164H102ZM101 165V167L102 168H104L103 166ZM132 165V166H133ZM203 165V166H204ZM29 166H30V164H29ZM38 167V165H34V167ZM69 167V165H68V162L66 161L65 163H64V165L62 166L63 168L64 167ZM73 166V165H72ZM71 166V167H72ZM78 166V165H77ZM88 166V165H87ZM93 166H92V170H93ZM98 166V167H99ZM124 166V167H125ZM132 166H131V168H132ZM152 166V165H151ZM189 166V167H188ZM192 166V165H191ZM218 166V165H217ZM18 167V168H19ZM60 166H58V168H59ZM67 167V169L69 170V168ZM74 167V166H73ZM72 167V168H73ZM91 167V166H90ZM101 167H100V169H101ZM205 167V168H206ZM29 168V167H28ZM117 168V167H116ZM144 168V167H143ZM198 169H199V166L197 167ZM202 168V167H201ZM205 168L204 169H202V170H205ZM213 168V167H212ZM217 169H218V167H216ZM230 168H231V166H230ZM62 169V168H61ZM60 169V170H61ZM64 169H66V168H64ZM77 169V168H76ZM156 169V168H155ZM192 169H194V168H192ZM215 169V168H214ZM213 169V171H215ZM223 169H224V167H223ZM23 170V169H22ZM24 170H26V169H24ZM41 170V169H40ZM66 171V173L65 172H63L62 173V177H63V179H65V181L66 180H70L71 179V176H72V174H70V172L69 171ZM82 170V169H81ZM85 170V169H84ZM94 170H96V168L94 169ZM103 170V169H102ZM104 170H105V168H104ZM103 170V171H104ZM129 170V171H128ZM135 170V169H134ZM200 170V169H199ZM219 171L220 170H222V169H218ZM233 170V171H234ZM4 171H6V170H4ZM21 171V170H20ZM97 171V170H96ZM95 171V172H96ZM111 171V170H110ZM110 171H109V173H110ZM114 171V170H113ZM127 173H126V176H127V178L128 177H130L131 176V170L128 168L127 169ZM136 171H138V169L136 170ZM178 171V173L179 172H181L182 174V176L180 175V176H178V177H181V179H182V182H181V184L183 185V188H182V185L180 186V187H178L177 188V186L175 185V179H177L178 177H176V172ZM190 171H191V169H190ZM201 171V170H200ZM218 171V172H219ZM261 173H260V172ZM9 172H11L12 174H10ZM24 172V171H23ZM77 172V171H76ZM85 172V171H84ZM89 172H90V168H89ZM89 172H87V173H89ZM107 172V171H106ZM112 172V171H111ZM126 172V171H125ZM130 172V173H129ZM149 172H150V170H149ZM156 172V171H155ZM209 172V171H208ZM26 173H28V172H26ZM33 173H35V171L33 172ZM53 173V175H51L50 176V174H52ZM102 172H100V174H101ZM122 173H124V172H122ZM130 174L129 176L127 175V174ZM132 173H133V171H132ZM177 173V174H178ZM217 173V172H216ZM262 174L263 176H260L259 174ZM40 173H38V175H39ZM46 174V173H45ZM91 174H92V172H91ZM93 174H94V172H93ZM104 174V173H103ZM107 174V173H106ZM112 174V173H111ZM114 174L116 175V173L114 172ZM121 174V173H120ZM150 174V173H149ZM156 174V173H155ZM154 174V175H155ZM160 174V173H159ZM180 174V173H179ZM190 174V175H189ZM201 174V173H200ZM211 174V173H210ZM222 174V173H221ZM23 175V174H22ZM44 175V174H43ZM88 175H90V173L89 174H87V176ZM102 175V174H101ZM132 175H134V173L132 174ZM141 175H143V174H138L137 173V175H136V178H137V176H141ZM147 175V174H146ZM151 175V174H150ZM217 175H219V173L217 174ZM234 175V174H233ZM77 176V175H76ZM75 176V177H76ZM87 176H86V178H87ZM111 176V175H110ZM126 176L124 177V178H126ZM135 176V175H134ZM148 176V175H147ZM160 176V175H159ZM200 177L199 178H201L202 176L201 175H199ZM205 176H206V174H205ZM205 176H203V177H205ZM214 176V175H213ZM89 177V176H88ZM142 177V176H141ZM144 177V176H143ZM146 177V176H145ZM144 177V178H145ZM161 177V176H160ZM176 177V178H175ZM195 177V176H194ZM198 177V176H197ZM210 177V176H209ZM208 177V178H209ZM230 177V176H229ZM38 178V177H37ZM77 178V177H76ZM76 178H75V180H76ZM85 178V179H86ZM99 178V177H98ZM105 178V177H104ZM135 178V177H134ZM147 178V177H146ZM151 178V177H150ZM158 178V177H157ZM207 177L206 178H201V179H203V181L204 180H206V179H208ZM216 178V177H215ZM226 178V177H225ZM232 178V177H231ZM40 179H42L41 177H40ZM48 179V178H47ZM62 179V178H61ZM60 179V180H61ZM89 179V178H88ZM139 179V178H138ZM143 179V178H142ZM192 179H193V177H192ZM198 178H196L195 180H197ZM238 179V178H237ZM236 179V180H237ZM56 180H58V178L56 179ZM59 180V181H60ZM80 180H81V178H80ZM128 180V179H127ZM141 180V179H140ZM158 180V179H157ZM158 180V181H159ZM200 180V179H199ZM228 180V179H227ZM233 180H234V178H233ZM45 181V180H44ZM50 181V180H49ZM76 181H78V178H77V180ZM83 181H85V180H83ZM123 181V180H122ZM134 181V180H133ZM149 181V180H148ZM178 182H179V180H177ZM186 181V180H185ZM208 181H210V180H208ZM220 181V180H219ZM57 182V181H56ZM118 181H117V179H116V181H115V183H117ZM124 182V181H123ZM137 182V181H136ZM138 182H142V180L141 181H138ZM147 182V181H146ZM145 182V183H146ZM150 182H153V181H150ZM149 182V183H150ZM154 182H156V184H157V181H154ZM153 182V183H154ZM178 182H177V184H178ZM193 182H194V179H193ZM193 182H191L192 184H193ZM196 182V184L198 183V180L197 181H195ZM205 183H206V185H208L207 184V182L206 181H204ZM217 182V181H216ZM39 183H41V182H39ZM51 183L52 182H50L49 183V185H51ZM74 183H76V182H74ZM85 183H88V182H85ZM144 183V182H143ZM185 183V182H184ZM205 183H204V185H202V182L201 183H199L200 185H201V188H202V186L204 187L205 186ZM220 183V182H219ZM222 183V182H221ZM234 183H233V185H231V186H234ZM37 184V183H36ZM81 184H83V182L81 183ZM80 184V185H81ZM90 184V183H89ZM99 183H97V185H95V184H93L94 186H99L98 185ZM155 184V183H154ZM179 184H180V182H179ZM191 184V186H193ZM195 184V183H194ZM198 184V185H199ZM46 185V184H45ZM48 185V186H49ZM84 185V184H83ZM82 185V186H83ZM92 185V187H91V185H88V186H90L91 187V190H90V192L88 191V194L86 193V194H84V192L82 193V194H80V196L79 197H81L80 199H81V202L79 203L80 205H78L79 207H78V210H79V212H81L82 214H85V216H89V218H92V219H90L89 220V222L90 223H93V224H91L90 226H88L87 228H84V226L83 227H80L81 229H80V235H81V238H82V241L81 242H87V244L86 245H88V247H86V249L88 248L89 249V247L91 246L92 247V250H90L91 251V254H90V256H87V260H89V264H96V263H98L97 261L99 260V262H102V264L104 263V264H107L105 261H104V257L106 256H104V252H105V250H107L106 248L108 247V246H105L104 245V242L103 243H101L103 240H104V238H105V235L103 236V232L104 231H101V229L104 227H102L101 226V228L99 227V225H98V223L99 222H101L102 220H100V221H98L99 220V218H100V216H99V218L96 216L95 217V212H97L98 213V211H99V207L101 208V209H104V210H106L107 209V207H110V205H111V197H112V195L111 194H109L107 197H104L105 195L104 194H106V192L104 193V192H102L103 194H102V196H101V194L100 193H98V192H94L95 190H97V187L95 188L94 186ZM107 185V184H106ZM130 185V190L132 191V189H131V184H129ZM135 186H136V184H134ZM149 185V184H148ZM197 185V186H198ZM221 185V184H220ZM225 185V184H224ZM230 185V184H229ZM240 185V186H239ZM242 185V186H241ZM47 185H46V188L48 187ZM71 186V185H70ZM74 186H75V184H74ZM74 186H73V188H74ZM86 186V185H85ZM85 186H83V187H85ZM109 186V185H108ZM108 186H106V188L108 187ZM150 186V185H149ZM222 186H223V184H222ZM228 186V185H227ZM89 187V188H90ZM95 188L94 190L92 189V188ZM151 187H153V184H152V186ZM206 187V186H205ZM204 187V188H205ZM221 187V186H220ZM225 187V186H224ZM224 187H222L223 188V190H224ZM229 187V186H228ZM235 187V188H236ZM42 188H43V186H42ZM67 188V187H66ZM70 188V187H69ZM73 188H71V190L73 189ZM79 188V187H78ZM77 188V189H78ZM82 188V187H81ZM98 188H100V189H106V188H102V187H98ZM110 188V187H109ZM133 188H134V186H133ZM137 187H135V189H136ZM191 188V191H189L188 189H190ZM201 188H199L198 189V193H200L199 192V190H201ZM257 188H258V190H257ZM48 189H49V187H48ZM75 189H76V187H75ZM87 189V188H86ZM108 189V188H107ZM106 189V190H107ZM112 189H114V188H112ZM153 189H154V187H153ZM203 189V188H202ZM210 189V188H209ZM226 189H227V187H226ZM234 189V188H233ZM259 189H261V192L259 191ZM55 193L57 194V195H61V196H64L65 197V199L68 201V202H71V201H73V199L75 198V194H72L71 192H65L64 190H63V188L62 187H58V186H56L55 187ZM84 190V189H83ZM102 190H100V191H102ZM122 190V189H121ZM125 190V189H124ZM123 190V191H124ZM197 190V188L195 189V191ZM231 191H232V187H231V189H230ZM235 191H236V189H234ZM259 192V193H261V196H259L260 194L259 193H257V191ZM74 191V190H73ZM98 191H99V189H98ZM115 191V190H114ZM135 190H133L132 192H134ZM136 191H138L137 189H136ZM139 191H141V190H139ZM203 191V190H202ZM211 191V190H210ZM228 191V190H227ZM6 192V193H5ZM75 192H76V190H75ZM125 192H126V190H125ZM155 192V191H154ZM197 192V191H196ZM204 192V191H203ZM202 192V193H203ZM206 192H208L207 191V188H206ZM224 192H225V190H224ZM74 193V192H73ZM129 193H131V192H129ZM137 194H139L138 196H140L141 195V193H138V192H136ZM151 193V192H150ZM197 193V194H198ZM51 194V193H50ZM123 194V193H122ZM127 194H128V192H127ZM175 194H177L176 196H175ZM207 194V193H206ZM225 194H226V192H225ZM234 194H235V192H234ZM257 194V195H256ZM53 195H55V194H53ZM128 195H131V194H128ZM144 195H146V194H144ZM143 195V196H144ZM196 194H194V196H195ZM199 195V194H198ZM198 195H196V196H198ZM231 195H232V193H231ZM121 196V195H120ZM123 196V195H122ZM172 196H175V197H173V199H172ZM180 196V195H179ZM181 196L180 197H178V199L179 198H181ZM201 196V195H200ZM199 196V197H200ZM202 196H204V197H206L205 196V194L204 195H202ZM257 196H259L257 199H255ZM132 197H135V196H133L132 195ZM226 197V196H225ZM234 197H236L235 195H234ZM13 198V197H12ZM59 198V197H58ZM122 198V197H121ZM126 198V197H125ZM139 198V197H138ZM145 198V197H144ZM150 198V197H149ZM196 198L197 197H194V199L196 200ZM203 198V197H202ZM201 198V199H202ZM7 200H8V198H6ZM6 199H5V202L8 204V202H10L11 203V200H9V201H6ZM55 199V198H54ZM127 199V198H126ZM140 199V198H139ZM143 199V198H142ZM188 199V198H187ZM186 199V200H187ZM193 199V200H194ZM227 199H229V197L227 198ZM235 199V198H234ZM234 199H232V200H234ZM62 200V199H61ZM133 200V199H132ZM136 200H138L137 199V197H136V199H134V204H136L137 205V203H140L139 201L138 202H136ZM185 200V201H186ZM190 200H189V202H190ZM194 200V202H196L197 200H198V198H197V200L195 201ZM51 201H53V200H51ZM57 201V200H56ZM129 201V200H128ZM128 201H126L125 200V202L128 204ZM131 201V200H130ZM141 201V200H140ZM171 201H174V205H173V203L171 204ZM184 201V200H183ZM200 201H202V200H200ZM204 201H206V200H204L203 199V202L202 203H200V202H198V204L200 203L201 205L204 203ZM78 202V201H77ZM114 202V201H113ZM233 202V201H232ZM1 203H0V205H1ZM9 203V204H10ZM48 203V202H47ZM50 203V202H49ZM54 203H55V200H54ZM148 203V202H147ZM147 203H143V204H147ZM183 203H186V202H183ZM183 203H181V204H183ZM243 203V202H242ZM243 203V204H244ZM133 204V205H134ZM199 204V205H200ZM229 204H231L232 206H237L238 204H237V202H236V204H235V200H234V202L233 203H230L229 202ZM51 205V204H50ZM135 205V206H136ZM141 205V204H140ZM148 205H150V204H148ZM199 205H195V203L193 204H191V206H189V208L192 210V208L194 209V207L196 206H199ZM206 205V206H205ZM113 206V205H112ZM194 206V207H193ZM221 206H222V204H221ZM234 206V208L235 209H237L236 207ZM252 206V207H251ZM124 207H125V204H124ZM131 208L133 207V206H130ZM138 207V205L135 207V209ZM195 207V208H196ZM207 208V207H209V205L207 206V204H204V208ZM211 207V206H210ZM209 207V208H210ZM227 207V206H226ZM249 207V208H248ZM251 207V208H250ZM5 208V207H4ZM9 208V207H8ZM126 208H127V206H126ZM139 208V207H138ZM137 208V209H138ZM182 208V209H181ZM198 208V207H197ZM206 208H205V212L207 213L208 211L206 210ZM230 208H232L231 206H230ZM1 209V208H0ZM63 209H64V207H63ZM73 209V208H72ZM125 209V208H124ZM133 209V212L135 211V213H136V210L134 209V208H132ZM152 209V208H151ZM152 209V210H153ZM217 209V208H216ZM242 209V208H241ZM13 210V209H12ZM98 210V211H97ZM109 210H110V208H109ZM115 210V209H114ZM142 210V209H141ZM140 210V211H141ZM175 210H178V211H180V210H183L182 211V216L180 217V218H177V219H179V223H178V221H177V219H176V216H173V212L175 211ZM191 210H190V212H191ZM195 210H197V209H195ZM194 210V212L193 213H197L196 211ZM200 210V209H199ZM210 210V209H209ZM215 210V209H214ZM231 210H234V209H231ZM251 210H253L254 211V209H251ZM1 211V210H0ZM6 212H7V208H6V210H5ZM11 211V210H10ZM26 211V215L25 216H21V214H24V212ZM132 211V210H131ZM139 211V209L137 210V212ZM201 211V210H200ZM204 211V210H203ZM244 211V212H245ZM6 212H2V214H6ZM9 212V211H8ZM106 212V211H105ZM105 212H101V213H105ZM122 212V211H121ZM126 212L128 213V210L126 209ZM212 212V211H211ZM226 212V211H225ZM230 212V211H229ZM234 212V211H233ZM232 212V213H233ZM10 213H12V212H10ZM73 213V212H72ZM127 213H126V216L125 215H123V217L124 218H126L127 219ZM132 213V212H131ZM140 213V212H139ZM153 213V212H152ZM175 213H177V212H175ZM200 213H203V212H200ZM256 213L257 214H259L258 216H261L262 217V224L260 223L259 224V226H260V228H259V226L258 225H256L255 223V226H257V227H255V226H252V228L250 227V229H252L251 231L253 232L252 233V235H251V233H250V230H249V226H248V224H250V222H251V220H250V214L252 215V218L254 217H258L257 215H256ZM3 215L4 216V218L6 217V215ZM110 214V213H109ZM115 214V213H114ZM133 214V213H132ZM137 214V213H136ZM141 214V216H142V213H140ZM140 214H138L136 217H138V216H140ZM180 214H181V212H180ZM191 214V213H190ZM198 214V213H197ZM209 214H211L210 212H209ZM104 215V214H103ZM154 215V214H153ZM174 215H176V214H174ZM196 215V214H195ZM202 215V214H201ZM204 215H205V217L202 215L200 218H203L204 217V219H207L206 218V216H208L207 214H205L204 213ZM242 215V216H241ZM254 215H256V216H254ZM63 216V215H62ZM70 216V215H69ZM78 216V215H77ZM102 216V215H101ZM130 216H131V214H130ZM145 216V215H144ZM149 217H150V215H148ZM211 216V215H210ZM225 216V215H224ZM223 216V217H224ZM228 216V215H227ZM230 216H231V214L229 215V217L228 218H230ZM239 216V217H238ZM244 216V217H243ZM57 217V216H56ZM74 217V216H73ZM105 217H107V216H105ZM173 217H175V218H173ZM178 217H179V214H178ZM212 217V216H211ZM3 218V220L5 221L4 223L6 224V219H4ZM151 218V217H150ZM215 218V217H214ZM219 218V217H218ZM245 218H247L246 220H245ZM251 218V219H252ZM66 219V218H65ZM69 219V218H68ZM75 219V218H74ZM101 219V218H100ZM105 219V218H104ZM138 219V218H137ZM189 219V220H190ZM210 219V218H209ZM223 219H225V218H223ZM231 219H228V220H231ZM249 219V220H248ZM255 219H257L258 220V218H255ZM255 219H253L254 221H255ZM59 220V219H58ZM76 220V219H75ZM87 220V219H86ZM113 220V219H112ZM130 220V219H129ZM151 220V219H150ZM217 220V219H216ZM236 220V221H237ZM247 220L248 221H250L249 223L247 222ZM252 220V222H251V224L250 225H252V223L254 222ZM256 220V221H257ZM260 220V219H259ZM258 220V221H259ZM71 221H73V220H71ZM104 221V220H103ZM137 221H139V220H137ZM145 221V220H144ZM213 221V220H212ZM218 221V220H217ZM217 221H215V222H217ZM73 222H75V221H73ZM78 222V221H77ZM87 222V221H86ZM140 222V221H139ZM138 222V223H139ZM142 222V221H141ZM184 222V223H183ZM12 222H9V224H8V226H7V230L10 228V224H11ZM81 223V222H80ZM104 223V222H103ZM103 223H102V225H103ZM106 223H107V221H106ZM112 223H113V221H112ZM128 223H130V221H128ZM149 223V222H148ZM151 223V222H150ZM154 223V224H155ZM180 223H182V224H180ZM195 223V222H194ZM221 223V222H220ZM223 223V222H222ZM226 223H228L227 221H226ZM230 223V226H233V224L231 223V221L229 222ZM234 223V222H233ZM236 223V222H235ZM234 223V224H235ZM14 222H13V227H15L14 226ZM15 224V225H16ZM23 224V225H24ZM82 224V223H81ZM145 224V223H144ZM151 224H153V223H151ZM191 224V223H190ZM203 224H204V222H203ZM217 224V223H216ZM219 224V223H218ZM217 224V225H218ZM237 224H239V222L237 221ZM236 224V225H237ZM88 225H89V223H88ZM107 225V224H106ZM111 225V224H110ZM109 224H108V226H110ZM114 225V224H113ZM130 225V224H129ZM179 225V226H178ZM210 225V224H209ZM236 225L233 227V228H236ZM73 226V225H72ZM87 226V225H86ZM126 226V225H125ZM124 226V227H125ZM155 226H152V227H155ZM187 226V225H186ZM202 226V225H201ZM213 226V225H212ZM222 226V225H221ZM220 226V227H221ZM224 226H226V225H224ZM228 226V225H227ZM229 226V227H230ZM6 227V226H5ZM5 227H4V230H5ZM22 227H25V226H22ZM141 227V226H140ZM151 227V226H150ZM150 227H148V228H150ZM188 227V226H187ZM3 228V227H2ZM142 228H143V226H142ZM191 228V227H190ZM199 228V227H198ZM197 228V229H198ZM232 228V229H233ZM239 228V227H238ZM24 229V228H23ZM110 229V228H109ZM117 229V228H116ZM123 229V228H122ZM152 229V228H151ZM193 229V228H192ZM204 229V228H203ZM229 229H231V228H229ZM15 230H17V228H15ZM13 231L14 233L16 232V231ZM25 230V229H24ZM103 230V229H102ZM133 231H135L134 230V228L132 229ZM139 230V229H138ZM143 229H140L139 230V233H141V231H142ZM147 230V229H146ZM156 230V229H155ZM205 230V229H204ZM207 230V229H206ZM221 230V229H220ZM227 230H228V228H227ZM248 230H249V232H248ZM261 230V229H260ZM259 230V231H260ZM90 231H92L94 234H95V236H92L91 237V235H90ZM132 231V232H133ZM153 231H154V229H153ZM194 231V230H193ZM196 231V230H195ZM200 231V230H199ZM203 231V230H202ZM1 232H2V230H1ZM6 233H7V235L6 236H8V232L7 231H5ZM5 232H2V233H5ZM13 232H12V234H13ZM74 232V231H73ZM120 232V231H119ZM131 232V231H130ZM145 233H147L146 231H144ZM150 232V231H149ZM191 233H192V230L190 231ZM218 232V231H217ZM221 232V231H220ZM225 232H223V233H225ZM230 232V231H229ZM264 232V230H262V231H260V234L262 235V233ZM5 233V234H6ZM143 233V232H142ZM144 233V234H145ZM154 233V232H153ZM175 233V232H174ZM173 233V234H174ZM193 233H195V232H193ZM192 233V234H193ZM199 233V232H198ZM213 233V232H212ZM257 233V232H256ZM1 234V233H0ZM22 234V233H21ZM151 234H152V232H151ZM155 234V233H154ZM157 234H158V232H157ZM214 234H218V233H216L215 231H214ZM213 234V235H214ZM220 234H222V233H220ZM237 234V235H236ZM258 234V233H257ZM259 234V236H261ZM264 234V233H263ZM2 235V234H1ZM14 235V234H13ZM23 235H25V234H23ZM74 235V234H73ZM119 235V234H118ZM128 235V234H127ZM140 235V234H139ZM146 235V234H145ZM175 235V234H174ZM191 235V234H190ZM15 236V235H14ZM17 236V235H16ZM129 236V235H128ZM133 236H134V234H133ZM168 236V235H167ZM194 236V235H193ZM196 236V235H195ZM194 236V237H195ZM197 236H200V234L198 235L197 234ZM229 237V236H231L230 237V239L229 240H225L226 238L225 237ZM263 236V235H262ZM1 237V236H0ZM10 237V236H9ZM22 237V236H21ZM25 237H26V235H25ZM62 237V236H61ZM109 237V236H108ZM108 237H107V239H108ZM118 237V236H117ZM123 237V236H122ZM121 237V238H122ZM141 237V236H140ZM149 236H147V238H148ZM151 237H153V236H151ZM156 237V236H155ZM158 237V238H159ZM178 237V236H177ZM218 238V235L216 236V235H214V238ZM228 237H227V239H228ZM256 237V236H255ZM8 237H6V239H7ZM27 238V237H26ZM66 238V239H67ZM72 238V237H71ZM76 238H78V236H76ZM120 238V239H121ZM124 238V237H123ZM126 238V237H125ZM124 238V239H125ZM145 238V237H144ZM157 238V239H158ZM179 238V237H178ZM4 239H5V236H4ZM23 239H25V238H23ZM49 239H53L54 241H55V244H54V250H52V248H50L49 247V244L50 243H48V240ZM59 239V238H58ZM61 239V238H60ZM65 239V240H66ZM70 238H68V240H69ZM80 239V238H79ZM133 239V238H132ZM141 239H143V237H141ZM152 239V238H151ZM171 239V238H170ZM176 239L177 238H175V241H176ZM192 239V238H191ZM190 239V240H191ZM193 239H195V238H193ZM264 239V238H263ZM3 240V239H2ZM2 240H1V242H2ZM64 240V241H65ZM71 240V242L73 241V240H75V238L74 239H70ZM78 240V239H77ZM102 240V241H101ZM136 240V239H135ZM177 240H179V239H177ZM190 240H188V241H190ZM258 240V239H257ZM257 240H255V241H257ZM6 241V240H5ZM59 241V240H58ZM67 241V240H66ZM101 241V242H100ZM126 241V240H125ZM124 241V242H125ZM141 241V240H140ZM174 241V242H175ZM216 241H217V243H218V241L219 240H217L216 239ZM1 242H0V245H1ZM4 242V241H3ZM2 242V243H3ZM111 242V241H110ZM137 247L139 246V241L137 240ZM172 242H173V240H172ZM171 242V243H172ZM177 242L178 241H176V244H177ZM264 242V241H263ZM5 243H7V242H5ZM4 243V244H5ZM52 243V242H51ZM64 243H65V246H64ZM126 243H128L127 241H126ZM126 243H124V244H126ZM148 243H150V242H147V243H145V244H148ZM220 243V242H219ZM243 243V242H242ZM241 243V245H243ZM53 244V243H52ZM62 244H63V246H62ZM74 244V243H73ZM72 244V245H73ZM109 244V243H108ZM142 244V243H141ZM140 244V245H141ZM175 244V243H174ZM195 244V243H194ZM198 244V243H197ZM223 244H221V245H223ZM233 244H232V246H233ZM237 244V243H236ZM246 244H248V243H246ZM246 244H244L245 245V247H246ZM250 245H251V247H252V244H254L253 242H252V244L251 243H249ZM260 244V243H259ZM261 244H264V243H261ZM71 245V246H72ZM111 245V244H110ZM143 245V244H142ZM151 245V244H150ZM170 245V244H169ZM169 245H168V247H169ZM193 245V244H192ZM254 245H256V244H254ZM52 246V245H51ZM68 246V245H67ZM80 246V245H79ZM104 246H105V249L103 250V248H104ZM112 246V245H111ZM133 246V245H132ZM147 246V245H146ZM153 246V245H152ZM172 246V245H171ZM188 246H189V244H188ZM190 246H191V244H190ZM236 246V245H235ZM257 246V245H256ZM9 247V246H8ZM77 247H78V245H77ZM82 247V246H81ZM117 246H116V244H115V248H116ZM125 247H126V245H125ZM150 247V246H149ZM159 247V248H158ZM221 247H223V246H221ZM231 247V246H230ZM248 247V246H247ZM247 247H246V251L247 250H249V248L247 249ZM2 249H4L3 247H1ZM6 248V247H5ZM51 250H50V249ZM71 248V247H70ZM110 248V247H109ZM113 248H114V246H113ZM118 248V247H117ZM175 248V247H174ZM224 248V249H225ZM260 248V247H259ZM258 248V246L256 247V248H254V249H256V250H259L260 251V249ZM7 250H8V248H6ZM73 250H74V248H72ZM85 249V248H84ZM126 249V248H125ZM149 249H151V248H149ZM180 249V250H181ZM189 249V248H188ZM188 249H186V250H188ZM221 249V248H220ZM234 249H235V247H234ZM239 249V248H238ZM254 249H252V250H254ZM15 250H13V251H15ZM72 250V251H73ZM76 250H77V248H76ZM80 250V249H79ZM111 250H112V248H111ZM131 250V249H130ZM136 250V249H135ZM134 250V251H135ZM172 250V249H171ZM184 250V249H183ZM211 250V249H210ZM219 250V249H218ZM227 250H229V249H227ZM245 250V248L244 249H241V258H242V255H243V251ZM251 250V249H250ZM249 250V251H250ZM3 251H6V250H3ZM81 251V250H80ZM82 251H83V249H82ZM86 251V250H85ZM116 251V250H115ZM179 251V250H178ZM178 251H176V250H174V251H172L173 253L170 255V257H173L174 256V254L176 255V256H178ZM185 251V250H184ZM237 251V250H236ZM235 251V252H236ZM248 251V252H249ZM262 251V250H261ZM84 252V251H83ZM83 252H81V254L83 253ZM126 252H127V250H126ZM133 252V251H132ZM139 252L141 253V251L139 250L138 251V255H139V260H140V257H141V255H142V253L141 254H139ZM153 252H155V253H157L156 251H153ZM192 252H193V250H192ZM228 252V251H227ZM248 252H246L245 254H246V256L248 255L247 253ZM251 252V251H250ZM250 252H249V255H250ZM253 252V251H252ZM257 251H255V253H256ZM4 253V252H3ZM6 253V252H5ZM20 253V252H19ZM78 253H80V252H78ZM86 253V252H85ZM151 253V252H150ZM180 253V252H179ZM188 253V252H187ZM187 253H185V255L187 254ZM198 253V252H197ZM211 253H212V251H211ZM222 253H223V251H222ZM226 253V252H225ZM240 253V252H239ZM32 254V253H31ZM80 254V255H81ZM130 254V252L128 253V255ZM132 254V253H131ZM135 254V253H134ZM170 254V253H169ZM181 254V253H180ZM191 254V253H190ZM189 254V255H190ZM196 254V253H195ZM218 254H219V252H218ZM229 254V253H228ZM232 254H233V252H232ZM263 254H264V252H263ZM4 255V254H3ZM35 255V256H34ZM74 255H75V253H74ZM112 255V254H111ZM144 255V254H143ZM151 255V254H150ZM157 256H158V258H156L155 257V259H157L156 261H151L150 259H148L149 257H147V256H145V257H147V259L148 260H150L151 262H150V264H164V257L163 256H161V254L159 253V254H156ZM239 255V256H240ZM249 255L247 256L248 257V259L249 258H252V257H249ZM256 255L258 256V252L256 253ZM5 256V255H4ZM20 256V255H19ZM110 256V255H109ZM116 256V255H115ZM125 256V255H124ZM143 256V257H144ZM155 256V255H154ZM193 256V255H192ZM213 256V255H212ZM230 256V255H229ZM233 256V255H232ZM231 256V257H232ZM237 256H238V254H237ZM236 256V257H237ZM255 256V255H254ZM253 256V257H254ZM3 257V256H2ZM27 257V256H26ZM54 257H56V259H54ZM113 257V256H112ZM111 257V258H112ZM129 257H130V255H129ZM135 257H136V255H135ZM190 257V256H189ZM225 257H227V256H225ZM246 257V258H247ZM83 258V259H84ZM105 258H108V256H106ZM120 258H121V260H122V258H123V254L120 252ZM137 258V257H136ZM135 258V259H136ZM179 258V257H178ZM197 258V257H196ZM221 258V257H220ZM240 258V259H241ZM245 258V257H244ZM245 258V259H246ZM110 259V258H109ZM119 259V258H118ZM175 259H177V257L175 258ZM179 259H181V258H179ZM182 259H183V257H182ZM194 260H195V258H193ZM224 259V257L222 258V260ZM227 259V258H226ZM238 259V258H237ZM237 259H236V261H237ZM262 258H260L259 260H261ZM87 260H81V261H83V263L82 264H84V262H85V264H86V261ZM111 260V259H110ZM124 260V259H123ZM129 260V259H128ZM130 260H132V259H130ZM143 260V259H142ZM169 260V259H168ZM193 260V261H194ZM249 260H251V259H249ZM1 261H3V260H1ZM27 261V260H26ZM106 261H107V259H106ZM113 261V260H112ZM137 262H138V260H136ZM145 261V260H144ZM174 262H175V260H173ZM178 261H181V260H178ZM177 261V262H178ZM190 260H188V262H189ZM213 261V260H212ZM212 261H211V264H212ZM227 261V260H226ZM225 261V262H226ZM229 261V260H228ZM234 261H235V259H234ZM239 262H240V260H238ZM238 261H237V263H238ZM246 261V260H245ZM263 261V260H262ZM5 262H6V264H18V257H16V256H14V254H12V256L11 257H7L6 256V259H5ZM61 262H62V260H61ZM110 262V261H109ZM130 262V261H129ZM132 262V261H131ZM130 262V263H131ZM134 262H135V260H134ZM145 262H147V261H145ZM168 262V261H167ZM182 262H183V260H182ZM187 262V261H186ZM187 262V263H188ZM224 262V263H225ZM247 262H248V260H247ZM251 262V261H250ZM253 262H254V264H257L258 263V257H255V259H253ZM64 263V264H65ZM87 263V264H88ZM112 263V262H111ZM140 263H141V261H140ZM169 263H170V261H169ZM168 263V264H169ZM176 263V262H175ZM179 263V262H178ZM191 263V262H190ZM233 263H235V262H233ZM249 263V262H248ZM264 263V262H263ZM262 262H261V264H263ZM26 264V263H25ZM28 264V263H27ZM98 264H100V263H98ZM118 264V263H117ZM119 264H121V262L119 263ZM123 264V263H122ZM132 264V263H131ZM135 264V263H134ZM137 264V263H136ZM144 264V263H143ZM146 264V263H145ZM170 264H172V262L170 263ZM174 264V263H173ZM181 264H183V263H181ZM186 264V263H185ZM223 264V263H222ZM228 264V263H227ZM240 264H242L241 262H240ZM247 264V263H246ZM252 264V263H251ZM260 264V263H259Z\"/></svg>",
	"mask_w": 264,
	"mask_h": 264
},
{
	"label": "rangeland",
	"instance_id": "rangeland-1",
	"mask_svg": "<svg viewBox=\"0 0 264 264\" xmlns=\"http://www.w3.org/2000/svg\"><path fill=\"white\" fill-rule=\"evenodd\" d=\"M102 1V5L103 4H109V7H110V9H109V7H108V5L106 6L105 5V7H104V12L106 13V11H107V13H106V16L107 17H105V16H103L105 13H103V14H101L102 15V19L104 18V19H109L108 21H106V23H105V21H104V19H103V21L101 20L100 21V23L101 24H104V25H106V26H104L105 28V30H107V28L108 27H113L114 25H115V23L117 24V25H115V28H113L112 30L113 31H111L112 33H110V29L112 28H109V32L108 31H106L105 32V36L107 37V39L108 40H110L111 41V43L114 45V43H115V40H116V38H117V40L116 41H118V42H120V43H118L117 44V42L115 43V44H117L116 45V47H118V50H119V47H120V49H124V50H126V51H129L130 52V48L131 47H133L134 49H132L133 50V52H134V54H133V52H131L132 54H133V56H131V53H128V52H125L124 50V52L121 50V53H119V51L117 50V48L115 47V45H114V47H115V49L117 50V52H118V54H119V56H118V54H117V58L115 57V59H117L120 63L119 64H116V63H112L113 62V60H114V62H115V59H114V57H113V60L111 61V59L112 58H110L111 56V51H109V53L108 52H106V53H104L105 54V59L108 57V59H106V60H108V61H106V62H110V63H112V65L113 66H115L114 67V69L112 68V65L111 64H107L106 62H105V64H107V67L109 66V65H111V66H109L108 68H107V70H106V74H108L110 71H112L111 69H113V74H112V72H110L111 73V77H109V75H105L106 76V78H104V81L103 80H100L101 81V83L103 82L104 83V85H105V87L104 88H102L101 86V90H103L102 91V95L103 96H105L106 97V100H107V103H109L110 101H111V99H113V98H115V100H117L118 102L116 103V105H114L115 107H117L118 109L120 108V110H122V107H123V104H127L129 107H131V105L133 106V107H131V108H129L127 105L126 106H124L123 107V111H121V113L119 112L120 110H118L117 108V110L113 107V110L115 109L116 111H115V113H114V111H113V113L115 114V115H118L117 114V112L119 113V116H121L122 118H123V121H121V123H119V122H117V123H115L114 121H112V118H110L111 117V114H113L112 113V109H111V112L109 113V119H105V118H103V119H100V121H98V123L100 124V126H101V128L102 129H104V131H103V133H105L106 132V134L104 135V136H109L110 137V135L112 134H110V131H111V128L113 127L114 128V131H115V129L116 130H120L121 132H120V135H119V139H121V141H122V149L121 150H119V151H115L114 150V147H113V145L111 146V145H109V147L106 145L107 143L105 142V144L104 143H102V144H104V145H106L104 148H103V150L105 151H102V148L101 147H103L104 145H100V143H99V141H98V137L96 136V137H94L95 136V134H94V130L95 129H91V127L87 124L88 122H91V119L93 118V117H96L97 116V114L95 113V112H93V110L91 111L90 109H87L90 113H87L86 112V114L84 115V117H80L79 116V112L78 111H76V113H75V115H76V120H75V124H74V127L76 128V130L77 131H79V130H82L87 136H88V138H87V143H86V148H88L87 150H88V152L89 153H86V152H81V151H83V150H81V149H79L78 147H76L75 146V144L72 146V144L70 143V141L69 142H67L68 144H66L64 141H59V139L58 140H54L53 139V137L51 136V137H48V135H46L47 133L45 132V130L42 128V127H39L38 128V132L35 130L34 131V135H32V137L29 139V142H27L26 143V139L22 136V135H20V134H18V136L17 135H15V144H16V146H18L19 148H17V151H18V155H17V157H16V159H14V161L13 162H15V167L18 169L17 171L19 172V176H23L22 178H20L22 181L21 182H24V185H23V188H22V190H17V188H16V192H18L17 194H20V192H22L23 193V195H25L27 192L26 191H28V193H30L29 191H31V189H32V182H29L27 185H25L27 182H28V174H29V172H31L32 171V168H33V171L31 172L32 173V175H34V177H35V179H36V181H35V187L36 188H41L43 191H44V193H45V199H44V204H45V208H55V207H57V208H59L60 210H62L63 212V216L62 215H55V218H53L54 220H52L51 222H47L46 224H47V227H50V226H52V227H54V229L55 228H59V222H61V221H66V222H68L69 223V229L70 230H72V232L70 231V237H68V238H70V239H74L75 238V240H73L72 242H71V240L69 239L68 240V238L65 236V233L63 234V235H59L58 237H57V240H56V244H58V245H61V243H63V242H70V246H69V243L65 246V243H64V246L67 248L68 247V249H69V252H68V254H72L71 256H78V254H79V256H78V258H80V257H82V256H85V254L87 255V252H88V255L87 256H90V254H91V251L90 250H92V247L90 246L89 247V249L87 248L86 249V247H88V245H86L87 244V242H81L82 241V238H81V235H80V227H83L84 226V228H87L88 226H90L91 224H93V223H90L89 222V220L90 219H92V218H89V216L87 215V216H85V214H82L81 212H79V210H78V205H80L79 203L81 202V197H79L80 196V194H82L83 192H84V194H88V191L90 192V190H91V187H92V185L93 184H95V185H97V183H99L98 185L100 186V187H102V188H106V186H108L106 189H100V188H98L97 186H94L95 188L97 187V190H95L94 192H98V193H100L101 194V196H102V192H106V194H104L105 196L104 197H107L109 194H111L112 195V197H111V205H110V207H107V209L106 210H104V209H101L100 207H99V211H98V213L97 212H95L94 214H95V217L97 216L98 218H99V216H100V218H99V220L98 221H100V220H102L101 222H99L98 223V225H99V227L101 228V226L103 227L102 229H101V231H104L103 232V236L105 235V238H104V240L101 242V243H103L104 242V245L105 246H108L106 249L107 250H105V252H104V256L106 255V256H108V258H105L104 257V261L107 263V264H119L120 262H121V264L123 263V264H150V262L151 261H156L157 259H155V257L156 258H158V256L156 255V254H161V256H163L164 257V264H168L169 263V261H170V263L172 262V264L174 263V264H181V263H183V264H211V261H212V264H240V262L242 263V264H254V262H253V259H255V257H258V263L257 264H261V262L263 263L264 262V254H263V252H264V244H261V243H264L263 241H264V232L262 233V235L260 234V231H262V230H264L263 228H260V226H259V224L261 223L262 224V217L261 216H258L259 214H257L256 213V215L258 216V217H255V218H258V220L257 219H255L254 217L252 218V215L253 214H255V213H253V212H256L255 211V208H254V206L251 208V209H254V211L253 210H246V211H248V213L249 212H251V214H250V220H251V222H252V220L253 219H255V221L252 223V225H250L251 224V222L250 221H248L247 220V222L249 223L250 222V224H248V226H249V230H250V233H251V235H252V233H253V235H252V237H251V239H254V241L252 240L251 242L250 241H247L246 243H248V244H246V243H244L245 241H240L243 245H241V243H239V240H238V238L236 237V238H233L232 240H234V243L235 244H233V242L231 241V244L229 245V248L227 247V249H229V250H227L225 247H224V244L223 243H221V241H220V236H222V235H225L226 234V232H228V234L230 235V233H231V231L232 232H234V231H236V233L238 234L239 232H240V221H239V219L237 220V219H235V221H233L231 218L233 217V215L234 214H236V215H238V214H242L243 213V215L245 216V214H247L248 216H249V214L248 213H246V211H245V209H243L244 208V206H245V208H246V205H247V203H244V201L243 200H239V203H238V201H236V199H237V197H238V195H237V191L240 189L239 187H236V183H237V181H238V183H237V185L238 184H240V182H241V180L239 179L240 177H238L237 176V173L235 172V170H234V168L232 169V166L233 167H235V165H233V161H231V159H230V157H232V156H234V155H232L231 153H236L237 155H241V154H243L242 156H246V154H247V146H248V141L247 140H244V139H248V134H249V132H250V129H251V127H248V124H250V126H251V124L253 123V122H251L250 123V121L253 119V117L251 116V114H253L254 113V107H252L254 104V101H253V98H252V96L250 95V93H251V90H252V87H253V83H251L252 81L250 80V79H253V75L255 74V70H254V67H253V61H254V59H255V57H256V55H255V53H254V50H253V45L254 44H251V43H253L254 42V40H253V38L251 37V36H249L248 34H251V30L250 29H252V27L250 26V28H248V25H246V23L248 24V19H247V16H245L247 13H249V12H252V10H253V1L251 0H242V3L243 4H245V3H247V4H245V6H246V9L248 8V7H250V9L248 8L247 10H245V11H247V12H243V15L244 16H242V18L239 20V25H240V27L237 29V34H236V37L239 35V33H241L242 32V29H243V32H242V35L240 34L239 36L241 37L240 38V42H239V36L236 38L235 37V45H233V47H232V49H230V51L234 54V56H235V61H233V67H232V65H231V68H232V70H229V72H230V74H231V82H233L234 83V80L236 81V79H238L237 78V76L239 77V83H235V84H233L232 83V85H231V93H232V95L231 96H233L234 98L232 99V101H233V106L235 107L236 106V108H237V106L239 107V108H237V110L236 109H233V110H236V111H234L235 113H234V115L231 113V116H230V118L229 119H231L232 121H229V119H228V123L230 124L231 122V127H233L235 124H237L238 125V127L239 128H237V126L235 125V129H233V128H231L232 129V131H235V132H232V134L234 133V135L238 132L239 133V130H240V133L237 135L236 134V136H234V135H232V136H234V138H232V136H231V138L229 137V134H227L226 133V136H228L227 138H229V140H227V138H226V136L225 135H223V134H225L224 133V131H222V133H221V128H218L217 129V127H218V125H217V123H215L214 121V119L216 118L215 116H212L211 117V115L209 114V116L210 117H208L209 119L211 118L212 120H211V124L209 123V128H208V130L210 129V134H209V132H208V135H210L208 138H206L205 137V141H203L204 142V146H205V144H206V148L208 147V149H207V151H208V155L210 156L209 158H208V155H207V159H209V161H207V167L204 165V164H201L203 161H204V158L201 156V155H199V156H201V158H198V155L196 156L195 155V157H197L198 159H200V160H198V161H200V164L198 165L199 166V169L201 170H199L197 167V165L195 166V165H193L194 163H195V161H197L196 160V158H194V154H192V155H190V157H189V159H188V161L191 163V165H190V163H189V165H190V167L188 168V172L189 173H191V174H193V173H196L195 172V169H197L198 170V175H197V173H196V175H194V176H189V177H187L188 178V180H190V181H187V179H186V177H183L181 174V172H179L178 173V171L176 172V177H178V176H182V179L184 178L185 180H183L184 182H182V179H181V177H178L177 179H175V185L177 186V188L178 187H180L182 184H181V182L185 185L186 184V186L187 187H191V188H193V187H195L196 186V188H197V192L195 191V189L196 188H194V190L192 189V196L193 197H191V200H190V193H189V195L187 194L186 196H181L182 194V191L180 192V196H181V198H179L178 199V197H180L179 195H177V194H175V196L177 197V199L176 198H174V200L176 201L175 203H179L178 205H182V207H186L187 206V203L189 204L187 207H186V211L189 213V217H191L192 216V218L190 219V218H188V219H186L183 223L185 224V225H183L182 223H180V224H182L187 230H188V232H189V234H188V238L190 237V239H188V240H190V241H188L187 240V242H188V244H189V246H188V244H186V249H188V250H186L185 248H183V249H179V246H180V243H181V240H180V236L178 235L179 233L177 232V231H168L167 233H166V240H167V245L166 246H164L163 247V249H162V252L161 251H159V250H161V248H159V249H157V250H154L155 248H156V245H157V243L156 242H159L160 240V237L159 236H161L160 235V231H158L157 230V227L155 226L156 225V215H155V211H154V207L152 206L153 205V202H152V199H151V195H153L154 193H156L157 191V189H158V184H159V182L161 181V180H159V179H161V178H163L162 176V173L160 172L161 170L160 169H158V166L160 165V167L159 168H161V165H163V164H165L166 162H164L165 161V158L166 157H164V156H166L165 154L163 155V149L161 150V146H160V148L159 147H157V146H159L160 144H158L159 143V139L161 140L162 138H160V137H162L161 135L159 136V132H160V130H161V132L163 133V134H168V143L170 142V143H172V144H170L169 145V147H170V149L171 148H173V149H171L170 151L172 152V154H170L171 156H174L173 158H174V162H175V166H174V169H176V166H178V163H176V161L177 162H179V164L185 159L184 157H185V155L188 153L187 151H189V146H188V140L186 141V139H188V137L189 136H187L188 134H187V132H185V131H181L180 130V128H178V127H182L183 125H185V123H180V125H178L177 126V128H175L174 130H173V126L171 125V122H172V124H173V120H174V118H173V116H174V113L173 112H171L172 110H171V105L168 103V101H167V99H168V97L167 96H165L164 94H165V91H164V84H163V81H162V78H160L162 75H160L162 72L160 71L161 70V66H160V63L162 62L160 59L163 57V59H168V60H170L171 58H176V57H178L180 60H181V73H182V75L183 76H185V77H182L181 76V79H178V83L176 84V89H177V91L179 92L178 93V95L175 97V100H174V102L176 101V103H177V100L176 99H178L179 101H178V103H177V106L179 107V108H181L182 106H183V103L185 102V104L187 103V101L189 102V99H188V97H187V93L186 92H184V94H183V91L181 90V86H180V82L181 83H188V80L187 79H190L189 78V74L191 73L190 71L192 70V67H193V65H192V67H191V64H190V62H188V60H186V62L185 61H182V60H184V51H182L181 50V48H182V44L183 43H187V41H188V34H187V32H186V30L183 28L184 27V17L183 16H185V15H188V13H195L196 12V5H198V7L199 6H202V5H204V4H206V1L205 0H199V2L198 3H196V1L197 0H192V1H194V2H191V0H132V2H130L129 0H118V1H120V2H118L117 0H101ZM116 1V5H123V7L122 8H120L119 9V7L118 6H114V5H112L114 2ZM121 1L125 4H123V3H121ZM129 1V2H128ZM203 1V2H202ZM207 1H209V0H207ZM214 1H216V0H214ZM223 1V0H222ZM221 1V2H222ZM226 1H227V3H226ZM226 1H223V2H225V3H221L220 2V4H222V8H221V10H220V13H221V17H223V19L222 20H227V22L229 23L230 21H231V13H232V9H230L229 8V10L226 8L225 9V7H223V6H226V7H228V6H230L229 4L231 3V4H233L232 2L233 1H231V0H226ZM104 2H106V3H104ZM191 2V3H190ZM209 2H213V1H209ZM128 3L130 4L129 6H131L130 8H129V6H126V5H128ZM174 3V4H173ZM176 3V4H175ZM194 3V4H193ZM200 3V4H199ZM227 4V5H226ZM111 5V6H110ZM185 5V6H184ZM190 5V6H189ZM251 5V6H250ZM95 7L94 5H91L90 3H89V7ZM113 6V8H111ZM172 6V7H171ZM91 7V8H92ZM106 7L109 9H106ZM114 7H115V9H116V11L118 10V11H121L122 13H120L119 12V14H118V11L116 12L115 10H114ZM176 7V8H175ZM188 7V8H187ZM187 8V9H186ZM94 9V8H93ZM111 9H113L114 10V12H113V10L111 11ZM180 9V12L178 11ZM181 9H183V10H181ZM225 9V10H224ZM106 10V11H105ZM137 10V11H136ZM192 10V12H190ZM223 10V11H222ZM112 13H114V16H112V18H111V15H113V14H110L111 12ZM133 11H136V12H133ZM226 11H228V13H230V14H228L227 12H226V14H225V12ZM124 12V13H123ZM125 12H126V14H125ZM180 14H179V13ZM181 12H182V15H181ZM186 12H188V13H186ZM138 14V15H134V14ZM226 15H224V14ZM246 13V14H245ZM116 14H118V15H116ZM122 15L121 17H123L122 18V23H126V24H124L125 26H123L122 25V23H121V25L122 26H119L120 24H119V19H121V17L119 16V15ZM132 14H133V16H132ZM185 14V15H184ZM115 15L116 16H119L118 18L116 17V19H115ZM126 15H127V17L128 18H126ZM177 15V17H175V16ZM179 15H181V16H179ZM229 15V16H228ZM110 16V17H109ZM137 17L136 18V20H134L133 19V17ZM132 19H131V18ZM134 17V18H135ZM227 17H230V18H228L227 19ZM101 18V17H100ZM126 18V20L124 21V19ZM183 20H181V19ZM186 18V17H185ZM174 19H175V21H174ZM252 19V18H251ZM132 20V21H131ZM159 20V21H158ZM194 20H195V23H194ZM193 21H191V27L193 28L194 27V30L195 29H201V28H204L205 27V25L207 26V23H206V21L205 20H201L200 22H198L197 20H198V18L197 19H194ZM124 21V22H123ZM129 21H130V23H129ZM133 21H135L136 22V25H135V22L133 23V24H131V22H133ZM109 22L111 23V24H109ZM115 22V23H114ZM120 22H121V20H120ZM173 22H174V24H173ZM181 22H183V23H181ZM112 23H114V25L112 24ZM175 23H176V25H175ZM199 23H201V24H199ZM203 23V24H202ZM206 23V24H205ZM221 23V22H220ZM232 23V21L230 22V24ZM242 23L244 24V25H242ZM109 24V25H108ZM119 24V25H118ZM128 24H131V25H128ZM205 24V25H204ZM176 26V27H174V26ZM193 25V26H192ZM202 25V26H201ZM245 25H246V27H245ZM101 27H103V25H100ZM129 26V27H128ZM133 26H135V27H133ZM181 26H182V28H181ZM121 27H123L124 29L123 30H125V29H130V28H134V29H131V30H129L128 29V31H125L127 34H125V32H123V30H122V28ZM118 28H120V30L121 31H119V29ZM219 27H217V30L218 31H214L216 34H214V36L215 37H217V39H218V41L219 42H221L224 38H226V36H227V33L224 31V32H222L221 31V29L219 28ZM249 30V31H247V29ZM136 29H137V32L139 31V33H137L136 32ZM176 29H178L177 31H176ZM241 31H240V30ZM245 29V30H244ZM181 30L183 31L182 33H178V32H181ZM117 31V32H116ZM119 31V32H118ZM131 31L132 32H134V34H135V37L133 38V33H131ZM240 31V32H239ZM245 31L248 33H246L245 34ZM108 32V33H107ZM115 32V33H114ZM224 33V34H223ZM136 34H138V36L136 35ZM140 34V35H139ZM174 34V35H173ZM178 34V35H177ZM182 34H184V35H182ZM222 34V35H221ZM122 35H124V36H122ZM112 36V37H111ZM114 36L116 37L115 38V40L113 39L114 38ZM137 36V37H136ZM174 36V37H173ZM180 36H181V39H180ZM225 36V37H224ZM245 36V37H244ZM157 38L158 40H159V42H160V44H159V42H158V40H156L155 38ZM133 38V39H132ZM138 38V39H137ZM154 38V39H153ZM174 38H177V39H174ZM245 38V40H243ZM119 39V40H118ZM137 39V40H136ZM141 41H140V40ZM152 39V40H151ZM132 40H134V42L132 43ZM135 40L139 43L140 42V46L138 45V44H135L134 45V43H136L135 42ZM139 40V41H138ZM155 40V41H154ZM176 40H177V43H176ZM225 40V39H224ZM112 41H114V43L112 42ZM157 41V42H156ZM248 41V42H247ZM251 41H253V42H251ZM155 43L154 45L156 46L157 45V43H158V45L155 47L154 45H152V43ZM176 44H175V43ZM244 42V43H243ZM247 42V43H246ZM188 43H191V42H188ZM248 43H250V45L248 44ZM131 44H132V46H131ZM171 44V45H170ZM176 45V46H174V45ZM180 44H181V47H180ZM120 45V46H119ZM137 45V46H136ZM144 46V47H142V46ZM151 45V46H150ZM162 47H164V48H161V46ZM169 45V46H168ZM246 45V46H245ZM248 45V46H247ZM128 46H131L130 48L128 47ZM135 46V47H134ZM139 46V47H138ZM148 46H150L149 48H147ZM171 46V47H170ZM173 46V47H172ZM237 46H238V49H237ZM239 46H241L242 48H240ZM251 46V47H250ZM137 47H138V49H139V54H140V56H139V54L137 53L138 52V50L137 51H135L136 49H137ZM141 47H142V49H141ZM153 47H155V49L157 48L158 49V47L159 48H161V50L160 49H158V51H156V52H159V53H157L156 54V52H154V48ZM170 47V48H169ZM175 47V48H174ZM235 47V52H233V48ZM239 48L241 49V50H239ZM129 49V50H128ZM151 50V49H153V50H151V51H147V50ZM164 49V50H163ZM170 50V51H168V50ZM247 49V50H246ZM144 50H145V52H144ZM160 50V51H159ZM167 50V51H166ZM244 50H246V51H244ZM250 52H249V51ZM106 51H107V49H106ZM144 53H143V52ZM153 51V52H152ZM161 51H163V52H161ZM239 51H243L244 52V54H246V52L248 51L249 53H247L246 55H244L243 54V52H242V54H243V56H245V57H243V59L241 58L242 57V55H240L241 54V52H240V54H239ZM105 52V51H104ZM136 52V53H135ZM147 52H149V53H147ZM161 52V53H160ZM174 52V53H173ZM177 52H179L178 54H177ZM253 52V53H252ZM125 53H128V55L126 56L127 58H125V57H123L124 55H122V54H125ZM146 53V55H143V54H145ZM151 53H154V55L152 56V55H150ZM166 53V54H165ZM170 53H171V55H170ZM130 54V55H129ZM147 54H148V56H147ZM158 54H159V56H158ZM167 55V57L166 58H164V55ZM169 54V55H168ZM176 54H177V56H176ZM182 55V57H180L181 55ZM109 55V56H108ZM121 55V56H120ZM137 55H138V57H137ZM142 55L144 56V58H146L147 57V59L148 60H143V57H142ZM157 55V56H156ZM160 55H162V57L160 56ZM93 56V57H92ZM96 56H98V58H99V55L97 54V53H92L91 55H90V58H92L93 60L94 59H96V60H99ZM131 58V60H130V58ZM149 56H151V57H149ZM241 56V57H240ZM119 57H123V58H119ZM132 57H134V58H132ZM138 59H137V58ZM142 57V58H141ZM153 57H158L157 59H159V61L157 60H155L156 58H154V60H153ZM236 57H238L239 59L237 60L236 59ZM124 58H125V60H124ZM150 58V59H149ZM241 58V59H240ZM249 60V61H247V59ZM253 58V59H252ZM109 59H110V61H109ZM136 59V60H135ZM126 60H130V62L129 61H127V62H129V63H131V64H127V66H128V68H130L129 69V73H128V69L126 70ZM132 60H134V62H132ZM240 60H241V62H243L242 64H240L241 62H240ZM95 61V60H94ZM138 61H139V63H138ZM144 61V62H143ZM148 61V62H147ZM161 61V62H160ZM240 63H239V62ZM185 62V63H184ZM133 63H135V64H137L138 65V67L135 65V64H133ZM141 63V64H140ZM150 63V64H149ZM234 63H235V66H234ZM139 64H140V66H139ZM155 64H156V66H155ZM159 64V65H158ZM183 64H186V68H185V65H183ZM197 65H201V67L203 68L204 67V65H203V63H196ZM237 64H239V65H237ZM251 64V65H250ZM120 65V66H119ZM124 67H123V66ZM129 65H131V66H134V67H131V66H129ZM151 65V66H150ZM168 65H169V62H168ZM187 65L189 66V68L187 67ZM203 65V66H202ZM238 67H237V66ZM118 66V67H117ZM171 66V65H170ZM244 66V67H243ZM247 66V67H246ZM249 66H251V67H249ZM0 67H1V69L4 67L3 65H0ZM120 67L122 68V69H120ZM136 67V68H135ZM159 67V68H158ZM235 67V68H234ZM119 68V69H118ZM131 68L133 69L134 68V70H131ZM138 68V69H137ZM237 68V69H236ZM108 69H110V71L108 70ZM125 69V70H124ZM159 69V70H158ZM184 69V70H183ZM204 69H205V67H204ZM204 69H202V70H204ZM135 70H136V72H135ZM182 70L184 71V72H182ZM241 72H240V71ZM244 70V72H242ZM124 71V73L125 74H123L122 72ZM131 71V72H130ZM132 71H134L135 72V75L132 73ZM232 71H233V73H232ZM237 73H236V72ZM239 71V72H238ZM248 73H247V72ZM254 71V72H253ZM254 74H253V73ZM27 73H29V72H27ZM121 74V75H119V74ZM131 73V74H130ZM156 73L158 74V75H156ZM184 73H187L186 75L184 74ZM189 73V74H188ZM102 75V76H101ZM119 75V76H118ZM126 75H127V77H126ZM141 76V78H140V76ZM189 75V76H188ZM237 75V76H236ZM251 77H250V76ZM100 78H102L103 76H104V73H101L100 75ZM160 76V77H159ZM235 76H236V78H235ZM18 77H20L19 75H18ZM23 77V75H21V78ZM113 77H115V78H117V80L115 81V78H114V81H115V84L112 82L113 80ZM124 77V78H123ZM186 77H188V78H186ZM194 77V78H193ZM192 77V81H194L195 80V77H197L196 75H194ZM109 80H108V79ZM132 78H133V80H132ZM135 78H137V80L135 79ZM185 79V81L183 80L182 81V79ZM235 78V79H234ZM112 81H111V80ZM123 79V80H122ZM129 79H131V81H129ZM142 80V82H140V80ZM89 80V81H88ZM87 80V84L85 85H83L84 86V89H86V91H88V90H90V91H92V89L93 88H95L94 87V83H90V79H88ZM127 80V81H126ZM150 80V81H149ZM187 80V81H186ZM238 80L236 81V82H238ZM241 80V81H240ZM123 81V83H121ZM249 81H251V82H249ZM118 82H119V84H118ZM131 82V83H130ZM158 82V83H157ZM107 85H106V84ZM128 83H130V84H128ZM153 83V84H152ZM240 83H242L241 85H240ZM113 84V85H112ZM120 84H121V86L123 87L125 84V89L124 88H122L121 86H120ZM123 84V85H122ZM133 84V85H132ZM138 84V89H137V87H136V85ZM139 84H142V86H140ZM158 84V85H157ZM246 84H248V86L246 85ZM250 84H252V86L250 85ZM117 85H119V86H117ZM128 85V86H127ZM238 87H237V86ZM241 86V88H239L240 86ZM37 86H39V85H37ZM111 86H112V88H111ZM115 86H117V88H115ZM153 86V87H152ZM157 87V88H155V87ZM158 86H159V88H158ZM233 86H234V88H237V89H235V90H233ZM40 87V86H39ZM87 87H88V89H87ZM107 87V89L109 88V90H105V88ZM114 87V88H113ZM135 87V88H134ZM151 87V88H150ZM188 87V86H187ZM244 89H243V88ZM248 87V88H247ZM91 88V89H90ZM120 88L121 89H123L124 91L122 92H119L120 91ZM153 88V89H152ZM179 88H180V90H179ZM116 89L118 90L117 91V93H120L119 95L116 93ZM136 89H137V91H136ZM156 89V90H155ZM250 89V90H249ZM126 90V91H125ZM140 90V91H139ZM144 90H146V91H144ZM153 90V91H152ZM159 90V91H158ZM237 90V91H236ZM241 90V91H240ZM246 90V91H245ZM17 90H15V89H11V87H3V86H0V94L1 95H3V96H6V94L5 93H7L8 94V96H12V97H16V93H17V99H19V100H21L22 98L24 99V98H26L27 97V95H23L22 93H20L19 91L18 92H16ZM106 91V94L104 93ZM108 91V92H107ZM111 91H112V93H111ZM129 91V92H128ZM130 91H132V93L135 91V92H137V93H135L134 94V98H132V96L130 95L131 94V92ZM240 91V92H239ZM243 91H245L244 93H242ZM114 92V93H113ZM143 92V93H142ZM146 92V93H145ZM239 92V94H237ZM249 94H248V93ZM113 95L114 97L112 98V96L110 97V95ZM118 95H116V94ZM126 93H128V94H126ZM139 93V94H138ZM141 93V94H140ZM122 94V95H121ZM125 94V95H124ZM137 94V95H136ZM145 94V95H144ZM244 94V95H243ZM118 97L117 99H116V96ZM123 95L124 96H126L127 95V99L125 98V97H123ZM139 95V96H138ZM156 95H157V98H158V100H157V102H155L156 100H155V98H156ZM181 95V96H180ZM185 95V96H184ZM119 96H122V97H119ZM131 96V97H130ZM137 96L139 97V98H137ZM144 96V97H143ZM241 96V97H240ZM245 96V97H244ZM79 97V96H78ZM243 97V98H242ZM109 98H111V99H109ZM122 98V100H120ZM125 98V99H124ZM156 98V99H157ZM181 98H183V99H181ZM240 98V99H239ZM243 99V102H242V99ZM22 99V100H23ZM129 99H130V101H129ZM132 99V100H131ZM141 99H143V100H141ZM207 99V98H206ZM126 100V101H125ZM161 100V101H160ZM163 100V101H162ZM165 100H166V103L167 104H165ZM180 100H182L181 101V103H180ZM251 100L253 101V103L251 102ZM132 101V102H131ZM145 101V102H144ZM238 101H239V103H238ZM124 102V103H123ZM135 102V103H134ZM138 102V103H137ZM148 102H150V103H148ZM209 102H210V100H209ZM235 102H236V104H235ZM242 102V103H241ZM148 103V104H147ZM161 103V104H160ZM211 103H212V101H211ZM219 103H221V104H223V105H226V103L227 102H223V101H219ZM122 104V105H121ZM136 104V105H135ZM137 104H139V105H137ZM210 104V103H209ZM238 104H240V105H238ZM251 104V105H250ZM76 105H79L78 103H76ZM135 105V106H134ZM168 105H170V107L168 106ZM248 105V106H247ZM22 106V105H21ZM21 106H20V108H21ZM31 106V108H25V107H23V108H21L20 110H23L24 111V114L25 113H27V112H34L35 111V109H34V105H30ZM120 106V107H119ZM137 106H139L138 107V109L137 108H135V107H137ZM167 106H168V108H167ZM185 106H189V104L187 105H185ZM206 106H208L207 105V102H206ZM211 106L212 107H214V105H213V103L211 104ZM250 106L253 108V110H252V108H250ZM146 107V108H145ZM216 107V106H215ZM244 108V110L242 109V108ZM249 107V108H248ZM74 108V107H73ZM129 109V111L128 110H126V109ZM133 108V109H132ZM142 108H144V112L143 113H140L141 111H142ZM165 108L166 109H168L169 111L167 112V110H165ZM211 108V107H210ZM227 107H225L224 106V108H223V106H222V108H221V110H222V112H223V114H225L224 112H226L227 111V109H226ZM246 108H248V111H251L250 113H248V111H247V109ZM136 109H137V111L140 109V111H139V113H137V111H136ZM214 109V108H213ZM226 109V110H225ZM246 109V110H245ZM131 110H132V112L134 113H132L131 112ZM134 110V111H133ZM150 112H149V111ZM154 110V111H153ZM221 110H220V112L219 113H221ZM239 110V112L241 113H238L237 111ZM128 111V112H127ZM136 111V112H135ZM156 111V112H155ZM211 111L213 112V110L211 109ZM126 112V113H125ZM148 112V115L146 114ZM159 112V113H158ZM161 112H163V113H161ZM165 112V113H164ZM243 112V113H242ZM40 113H41V111H40ZM154 113V114H153ZM181 113H182V111L181 110H179L178 111V117H176V120L178 121L179 120V116L181 115ZM92 114V115H91ZM96 114V115H95ZM130 114H133L134 115V117H131L132 115H130ZM150 114H152V115H150ZM222 114V113H221ZM246 114H248V115H246ZM250 114V115H249ZM89 115V116H88ZM139 115V116H138ZM171 115H173V116H171ZM237 115H239V116H237ZM93 116V117H92ZM128 116L129 117H131V118H133L132 120H131V118H128ZM136 116H138L139 118H140V120L138 121L137 120V122H136V120L134 121V119H139V118H136ZM141 116H142V118H141ZM161 116H162V118H161ZM252 118H251V117ZM99 117V116H98ZM127 117V118H126ZM145 117V118H144ZM160 117V118H159ZM214 117V118H213ZM250 117V118H249ZM151 118V119H150ZM166 118V119H165ZM13 119L14 120H16L15 119V116L13 117ZM79 119V120H78ZM85 119H87L86 120V122H85ZM97 119V118H96ZM142 119H143V121H142ZM160 121H159V120ZM247 119V120H246ZM248 119H249V121H248ZM149 120L150 121H152V122H149ZM155 121V123H157V125L155 126V123H154V121ZM166 120H167V122L168 123H166ZM105 121H108V122H105ZM157 121V122H156ZM133 122V123H132ZM136 122V123H135ZM139 122V123H138ZM142 122V123H141ZM147 122H148V124H149V128H148V124H147ZM245 122H247L246 124H247V126L245 125ZM49 123H51V126L53 125V123H52V120H50L49 121ZM57 121H55L54 122V125L56 126L57 125ZM77 123V124H76ZM81 123V124H80ZM110 124V125H108V124ZM135 123V124H134ZM150 123H151V125L153 124V126H150ZM165 123H166V125H165ZM233 123H235L234 125H233ZM0 124L2 125V122H0ZM83 124H85V125H83ZM102 124V125H101ZM138 124V125H137ZM147 124V125H146ZM168 124V125H167ZM183 124V125H182ZM241 124H242V126H241ZM20 125H22V123H20ZM54 125H53V127H54ZM66 125H68V124H60V125H57L56 126V128H58V127H60V126H66ZM83 125V126H82ZM106 125V126H105ZM121 125V126H120ZM170 125H171V127H170ZM247 128H243L244 126ZM23 126V125H22ZM107 126H108V130H107ZM110 126H112V127H110ZM120 126V127H119ZM125 126V127H124ZM140 126V127H139ZM214 126H216V127H214ZM241 126V127H240ZM81 127V128H80ZM138 127V128H137ZM153 127V128H152ZM155 127V128H154ZM161 127V128H160ZM61 128V127H60ZM85 128V129H84ZM128 128V129H127ZM134 128H136V129H134ZM139 128H141V129H139ZM146 128V129H145ZM158 128H159V130H158ZM168 128H171V129H169L168 130ZM214 128V129H213ZM243 129V131L242 132H244V133H242L241 132V130ZM110 129V130H109ZM134 129V130H133ZM147 129H149V130H147ZM163 129H165L164 131H163ZM181 129H183V128H181ZM221 129V130H220ZM138 130V131H137ZM139 130H142V131H140L139 132ZM151 130V131H150ZM176 130H177V132H176ZM238 130V131H237ZM249 130V131H248ZM29 131L30 132H32L33 131V128L31 127L30 129H29ZM129 131V132H128ZM159 131V132H158ZM172 131L174 132V133H172ZM181 131V132H180ZM149 132V133H148ZM179 132V133H178ZM247 132V133H246ZM42 133H44V134H42ZM114 133V132H113ZM128 133V134H127ZM130 133V134H129ZM135 133L137 134V135H135ZM161 133V134H162ZM172 133V134H171ZM180 133H182L183 135H184V137H185V139H184V141H183V137H182V134H180ZM187 134L186 136H185V134ZM89 134H92L93 135V137H92V139H91V136L89 135ZM149 134L151 135V136H149ZM153 134V135H152ZM158 134V135H157ZM245 134H247L246 136H245ZM126 135H130V137H128V136H126ZM171 135H173V136H171V139H170V136ZM241 135V136H240ZM244 135V136H243ZM40 136V137H39ZM135 136V137H134ZM132 137V138H131ZM137 137V138H136ZM151 137H153L152 138V140H151ZM174 137V138H173ZM182 137V138H181ZM239 137V139H237ZM17 138H18V140H17ZM45 138H46V140H45ZM94 138V139H93ZM116 138V137H115ZM130 138L132 139V142H131V140H130ZM149 140H148V139ZM173 138V139H172ZM178 138V139H177ZM218 138V139H217ZM226 138V139H225ZM144 139L146 140V141H144ZM154 139H156V140H154ZM182 139V140H181ZM217 139V140H216ZM233 139V140H232ZM241 139H242V141H243V143H241L242 141H241ZM40 140H41V142H40ZM65 140H68L67 139V137H66V139ZM97 140V141H96ZM114 140V137H113V139H112V141ZM136 140H138V144H139V146H137L138 144H137V141ZM174 140V141H173ZM239 140L241 141V142H239ZM4 141H6L7 142V140H4ZM3 141V142H4ZM35 143H37V145L38 144H44L45 142V144H47L48 146H49V150L52 152V154H49V153H51L50 151H49V153H48V157H50V155H51V159H52V157L55 155L57 158H59L60 159V156L62 157V159H60V161L55 157V159H54V157H53V159L55 160V162H54V164L56 165V164H58V166H60L59 168H58V166H55V167H57V168H55V170L57 171V173L58 174H56V175H54V177L56 176L57 178H58V180H56L57 178H54L53 179V176L52 177H49L48 175H49V173H51L50 172V170H52V169H54V166H53V164H51V166H53V167H51L52 169H49V172L47 171V170H44L43 168H40L41 166H40V164L39 163H37V161H39L41 158H40V156H44V155H40L39 154V147H37V150H36V147H35V144H34V146L32 145L34 142ZM39 141V142H38ZM50 141H54V142H50ZM58 141V142H57ZM142 141V142H141ZM229 142V141H231L230 143H227V142ZM233 141V142H232ZM1 143V145H5V143L6 142H4V143ZM24 142L26 143V144H24ZM59 143L58 145H57V143ZM95 142H97L96 144H95ZM225 142H226V144H225ZM235 142H238V143H235ZM63 143H65V146H62L63 145ZM182 143V144H181ZM184 143V144H183ZM187 143V144H186ZM232 143H234V145H235V147H236V149H235V147H233L234 148V150H237L238 148L237 147H239V151L240 150H242L240 153H239V151L237 150V151H232L231 152V150L233 149V148H231L230 149V147H232V146H234V145H232ZM246 143V144H245ZM71 145V147H70V145ZM129 144V145H128ZM133 144H134V146H133ZM185 144H186V146H185ZM207 144H208V146H207ZM223 144V145H222ZM227 144H229V145H232V146H229V145H227ZM36 145V146H37ZM53 145V146H52ZM69 145V147L68 148H66L67 146ZM100 147H99V146ZM154 145V146H153ZM243 145H244V147H243ZM39 146V145H38ZM55 146V147H54ZM210 146H212V148L210 147ZM31 147V148H30ZM65 147V148H64ZM92 147V148H91ZM98 147H99V149H98ZM126 147V148H125ZM129 147V148H128ZM137 147V148H136ZM153 147H155V148H153ZM188 147V148H187ZM228 147H229V149H228ZM24 148H26V149H24ZM71 148V149H70ZM134 150H133V149ZM211 148V149H210ZM56 149H58L59 151H56L55 153H54V151L56 150ZM63 149H66L65 151H62ZM67 149H68V151H67ZM77 149V150H76ZM169 149V148H168ZM176 149V150H175ZM185 149H186V153H184L183 151H185ZM227 149V150H226ZM1 150H4V148L2 147L1 148ZM31 150V151H30ZM79 150H81V151H79ZM91 152H90V151ZM112 150H114V151H112ZM127 150V151H126ZM156 152H155V151ZM181 150V151H180ZM212 150V151H211ZM229 150V154H231L230 155V157H228L229 156V154L227 153L226 154V151H228ZM25 151V152H24ZM60 151H62L61 153H62V155L60 154ZM73 151H74V153H73ZM94 151V152H93ZM99 151V152H98ZM129 151H132L133 153H132V155H131V153L129 152ZM151 151V152H150ZM179 153H178V152ZM215 151L217 152V151H219L220 153H216V155H218V157H214V153H215ZM243 151H245L246 152V154H245V152H243ZM20 152V153H19ZM35 152H37L38 154H36ZM64 152H66V154H64ZM102 152V153H101ZM108 152V153H107ZM112 152V153H111ZM120 152H121V154H120ZM126 153V155H127V153H129L127 156L125 155V153ZM135 152V153H134ZM167 153H168V150L166 151ZM170 152V153H171ZM192 152L193 153H196L197 154V151H193L192 150ZM57 153H59V155H57ZM69 153V154H68ZM79 153H80V156H82V154H86L87 156L89 155V154H91V156H92V154L94 153V155L92 156V159H89V157H87L86 155H85V157L84 158H87V159H82L83 158V156L82 157H78L79 156ZM103 155V157L101 158V159H104V160H101V162H99L98 161V159H100V157L102 156L101 154ZM106 153V154H105ZM123 153V154H122ZM184 153V154H183ZM224 153H225V155L227 156H224ZM239 153V154H238ZM33 154V155H32ZM36 154V155H35ZM66 156V157H68V158H64V155ZM99 154V155H98ZM107 154H108V156H107ZM118 154V155H117ZM155 154V155H154ZM177 154V155H176ZM222 154V155H221ZM26 157H25V156ZM40 155V156H39ZM68 155V156H67ZM112 155V156H111ZM134 155V156H133ZM176 155V156H175ZM184 155V156H183ZM24 156V157H23ZM35 156H37V157H35ZM74 156H75V158H74ZM110 156H111V158H110ZM123 156V157H122ZM125 156H126V160H125ZM179 156V157H178ZM182 156V157H181ZM35 157V163L33 162V158ZM97 157H99L98 159H97ZM115 157V158H114ZM120 157V158H119ZM129 157H131V159L132 160H128L127 158H129ZM133 157H135L136 159H134ZM154 157V158H153ZM176 157V158H175ZM179 159H178V158ZM27 158H28V160H27ZM39 159V160H37V159ZM76 158H78V159H76ZM81 158V159H80ZM162 160H161V159ZM163 158H164V160H163ZM181 158V159H180ZM192 158H194V161H193V159ZM213 158H216V160L215 159H213ZM227 158H228V160H227ZM21 159V160H20ZM66 159V160H65ZM96 159V160H95ZM107 159H108V161H107ZM110 159H114V160H116V163L115 164H118V165H116V166H112L111 167V169L110 168H107V163L108 162H110ZM134 159V160H133ZM142 159H144V162H143V160ZM160 159V160H159ZM177 159V160H176ZM206 159V160H207ZM229 159H230V161H229ZM232 159H233V157H232ZM75 160H76V162H75ZM84 160V161H83ZM85 160H87L88 161V163L89 164H86L87 162L85 161ZM117 160H120L119 162L117 161ZM211 160V161H210ZM214 160V161H213ZM29 161V162H28ZM68 162V165H69V170L67 169V167H64V168H66V169H64L62 166L64 165V163L65 162ZM74 161V162H73ZM79 161V162H78ZM83 161V162H82ZM93 161V162H92ZM127 161V162H126ZM131 163H134L135 164V166L133 165H131L129 162ZM136 161H137V163H136ZM218 161V162H217ZM20 164L21 165V167H19V165L17 164ZM40 162V161H39ZM99 163V165L101 164L104 168H105V170H104V168H102L101 167V165L99 166V165H97L98 163ZM112 162H114V161H112ZM140 162V163H139ZM162 164H161V163ZM214 162V164H210V163H213ZM53 163V162H52ZM62 163H63V165H62ZM72 163V164H71ZM79 163H81V164H79ZM90 163H91V165H90ZM126 163H128L129 165L128 166H130V167H127L126 168V166L125 165H127ZM147 163V164H146ZM149 163V164H148ZM217 163V164H216ZM10 164H11V161H10ZM10 164L8 163V164H6V166H7V168H5V166H3L2 165V163L0 162V176H2L3 175V177H5L6 175H7V170H9V171H11L12 169H9L8 167L10 166ZM29 164H30V166H29ZM86 164V165H85ZM97 165V166H93V165ZM34 165H38V167L36 166V167H34ZM74 167H73V166ZM78 165V166H77ZM88 165V166H87ZM152 165V166H151ZM204 165V166H203ZM218 165V166H217ZM73 168H72V167ZM91 166V167H90ZM92 166H93V170H92ZM99 166V167H98ZM125 166V167H124ZM131 166H132V168H131ZM230 166H231V168H230ZM19 167V168H18ZM29 167V168H28ZM100 167H101V169H100ZM117 167V168H116ZM144 167V168H143ZM202 167V168H201ZM206 167V168H205ZM213 167V168H212ZM216 167H218V169H222V170H218ZM223 167H224V169H223ZM62 168V169H61ZM77 168V169H76ZM89 168H90V172H89ZM96 168V170H94ZM130 169L131 171V176L130 177H128L127 178V176H126V173L129 171H127V169ZM156 168V169H155ZM192 168H194V169H192ZM205 168V170H202V169H204ZM216 170H215V169ZM23 169V170H22ZM24 169H26V170H24ZM41 169V170H40ZM61 169V170H60ZM82 169V170H81ZM85 169V170H84ZM104 171H103V170ZM135 169V170H134ZM138 169V171H136ZM190 169H191V171H190ZM213 169L215 170V171H213ZM4 170H6V171H4ZM21 170V171H20ZM69 171L70 172V174H72V176H71V179L70 180H66L65 181V179H63V177H62V173L63 172H65L66 173V171ZM112 172H111V171ZM114 170V171H113ZM149 170H150V172H149ZM234 170V171H233ZM24 171V172H23ZM35 171V173H33ZM77 171V172H76ZM85 171V172H84ZM96 171V172H95ZM107 171V172H106ZM109 171H110V173H109ZM126 171V172H125ZM132 171H133V173H134V175H132L133 173H132ZM156 171V172H155ZM209 171V172H208ZM219 171V172H218ZM26 172H28V173H26ZM87 172H89L90 173V175H88L87 176V174H89V173H87ZM91 172H92V174H91ZM93 172H94V174H93ZM100 172H102L101 174H100ZM114 172L116 173V175L114 174ZM122 172H124V173H122ZM129 172V173H130ZM217 172V173H216ZM260 172V171H259ZM10 174H12L11 172H9ZM38 173H40L39 175H38ZM46 173V174H45ZM104 173V174H103ZM107 173V174H106ZM112 173V174H111ZM121 173V174H120ZM127 174L128 176L130 175V174ZM137 173L138 174H143V175H141L140 177L139 176H137V178H136V175H137ZM151 175H150V174ZM156 173V174H155ZM160 173V174H159ZM178 173V174H177ZM201 173V174H200ZM211 173V174H210ZM219 173V175H217ZM222 173V174H221ZM261 173V172H260ZM23 174V175H22ZM44 174V175H43ZM148 176H147V175ZM155 174V175H154ZM205 174H206V176H205ZM234 174V175H233ZM259 174V173H258ZM51 175H53V173L52 174H50V176ZM77 175V176H76ZM111 175V176H110ZM161 177H160V176ZM190 175V174H189ZM199 175H201L202 177L201 178H208L209 176V178L208 179H206V180H204V181H206L207 182V184L208 185H206V183L203 181V179H201V178H199L200 176ZM214 175V176H213ZM260 176H263L262 174H259ZM78 178V181H76L77 180V178ZM86 176H87V178H86ZM126 176V178H124V177ZM145 178H144V177ZM198 176V177H197ZM203 176H205V177H203ZM230 176V177H229ZM38 177V178H37ZM40 177L42 178V179H40ZM99 177V178H98ZM105 177V178H104ZM135 177V178H134ZM151 177V178H150ZM158 177V178H157ZM175 177V178H176ZM192 177H193V179H194V182H193V179H192ZM216 177V178H215ZM226 177V178H225ZM232 177V178H231ZM48 178V179H47ZM62 178V179H61ZM75 178H76V180H75ZM80 178H81V180H80ZM86 178V179H85ZM89 178V179H88ZM139 178V179H138ZM143 178V179H142ZM196 178H198L197 180H198V183L196 184V182L195 181H197V180H195ZM233 178H234V180H233ZM238 178V179H237ZM61 179V180H60ZM116 179H117V183H115V181H116ZM128 179V180H127ZM142 180V182H138V181H141ZM159 181H158V180ZM200 179V180H199ZM228 179V180H227ZM237 179V180H236ZM45 180V181H44ZM50 180V181H49ZM60 180V181H59ZM83 180H85V181H83ZM124 182H123V181ZM134 180V181H133ZM149 180V181H148ZM177 180H179V182H180V184H179V182L177 181ZM208 180H210V181H208ZM220 180V181H219ZM57 181V182H56ZM137 181V182H136ZM147 181V182H146ZM150 181H157V184H156V182H150ZM217 181V182H216ZM236 181V183H234ZM39 182H41V183H39ZM50 182H52L51 183V185H49V183ZM74 182H76V183H74ZM83 182V184H81ZM85 182H88V183H85ZM144 182V183H143ZM146 182V183H145ZM150 182V183H149ZM177 182H178V184H177ZM191 182H193V184L191 183ZM202 182V185H204V183H205V188L202 186V188H201V185L199 184V183H201ZM220 182V183H219ZM222 182V183H221ZM37 183V184H36ZM90 183V184H89ZM195 183V184H194ZM233 183H234V186H231V185H233ZM49 187V189H48V187L46 188V185ZM74 184H75V186H74ZM81 184V185H80ZM107 184V185H106ZM129 184H131V189H132V191L133 190H135L134 192H132L131 190H130V185ZM134 184H136V186L134 185ZM150 186H149V185ZM152 184H153V187H154V189H153V187H151L152 186ZM191 184L193 185V186H191ZM199 184V185H198ZM221 184V185H220ZM222 184H223V186H222ZM225 184V185H224ZM230 184V185H229ZM241 184H242V182H241ZM71 185V186H70ZM85 186V187H83V186ZM88 185H91V187L90 186H88ZM198 185V186H197ZM229 187H228V186ZM42 186H43V188H42ZM56 186H58V187H62L63 188V190L65 191V192H71L72 194H75V198L73 199V201H71V202H68L66 199H65V197L64 196H61V195H57L56 193H55V187ZM73 186H74V188H73ZM133 186H134V188H133ZM221 186V187H220ZM225 186V187H224ZM240 186V185H239ZM242 186V185H241ZM67 187V188H66ZM70 187V188H69ZM75 187H76V189H75ZM79 187V188H78ZM82 187V188H81ZM90 187V188H89ZM92 188L93 190L95 189V188ZM110 187V188H109ZM135 187H137L136 189L138 190V191H136V189H135ZM222 187H224V190H225V192H226V194H225V192H224V190H223V188ZM226 187H227V189H226ZM231 187H232V191L230 190L231 189ZM236 187V188H235ZM71 188H73L72 190H71ZM78 188V189H77ZM87 188V189H86ZM112 188H114V189H112ZM182 188H183V185H182ZM191 188L190 189H188L189 191H191ZM199 188H201V190H199V192L200 193H198V189ZM206 188H207V191L208 192H206ZM210 188V189H209ZM236 189V191L234 190V189ZM237 188H239L238 190H237ZM1 187H0V191H1ZM84 189V190H83ZM90 189V190H89ZM98 189H99V191H98ZM122 189V190H121ZM126 190V192H125V190ZM74 190V191H73ZM75 190H76V192H75ZM100 190H102V191H100ZM115 190V191H114ZM124 190V191H123ZM139 190H141V191H139ZM204 192H203V191ZM211 190V191H210ZM228 190V191H227ZM257 190H258V188H257ZM256 190V191H257ZM20 191V192H19ZM155 191V192H154ZM259 191L261 192V189H259ZM74 192V193H73ZM127 192H128V194H131V195H128L127 194ZM129 192H131V193H129ZM136 192H138V193H141V195L140 196H138L139 194H137ZM151 192V193H150ZM203 192V193H202ZM234 192H235V194H234ZM1 193V192H0ZM6 193V192H5ZM28 193H27V195H28ZM51 193V194H50ZM123 193V194H122ZM147 193H149V194H151L150 196L149 195H147ZM199 195H198V194ZM207 193V194H206ZM231 193H232V195H231ZM257 193H259L258 191H257ZM262 193V192H261ZM261 193H259L260 195L259 196H261ZM53 194H55V195H53ZM144 194H146V195H144ZM194 194H196V195H198V196H194ZM205 194V196L206 197H204V196H202V195H204ZM121 195V196H120ZM123 195V196H122ZM132 195L133 196H135V197H132ZM144 195V196H143ZM201 195V196H200ZM234 195L236 196V197H234ZM257 195V194H256ZM175 196H172V199H173V197H175ZM200 196V197H199ZM226 196V197H225ZM259 196H257L255 199H257ZM13 197V198H12ZM59 197V198H58ZM122 197V198H121ZM127 199H126V198ZM136 197H137V199L138 200H136V202H140V203H137V205H138V209H139V211L137 212V208L135 209V207L137 206L136 204H134V199H136ZM140 199H139V198ZM145 197V198H144ZM150 197V198H149ZM194 197H197L198 198V200H197V198H196V200L198 201V202H200V203H202L203 202V199L204 200H206V201H204V203L201 205L200 203V205L198 204V202L194 199ZM203 197V198H202ZM229 197V199H227ZM6 198H8V200L6 199ZM55 198V199H54ZM143 198V199H142ZM188 198V199H187ZM202 198V199H201ZM235 198V199H234ZM5 199H6V201H9V200H11V203L10 202H8V204L5 202ZM62 199V200H61ZM133 199V200H132ZM187 199V200H186ZM196 201V202H194V200ZM232 199H234L235 200V204H236V202H237V206H235L237 209H235L234 208V206H232L231 204H229V202L230 203H233L234 202V200H232ZM0 200H1V198H0ZM16 198H15V193H14V191H10V193L8 194V195H6L4 198H2V202L3 203H1V201H0V203H1V205H0V233L2 234H0V242H1V240H2V242H1V245H0V264H6V262H5V259H6V256L7 257H11L12 256V254H14V256H16V257H18V264H31L30 262H29V260H30V258H32L33 257V252L32 251H30V250H28L27 249V247H26V245H27V239H29L30 237H29V235L30 234H32L31 232H30V230H31V223L32 222H30V223H28L30 220H32V218H30V216H28L27 218H29V219H27V226H26V224H21V226H19L18 224H16V221L15 220H10L11 218H13V217H15L16 216V214H17V211L15 210V208H16V206H17V204H16ZM51 200H53V201H51ZM54 200H55V203H54ZM57 200V201H56ZM125 200L126 201H128V204L125 202ZM131 200V201H130ZM141 200V201H140ZM184 200V201H183ZM186 200V201H185ZM189 200H190V202H189ZM200 200H202V201H200ZM78 201V202H77ZM114 201V202H113ZM233 201V202H232ZM48 202V203H47ZM50 202V203H49ZM147 203V204H143V203ZM183 202H186V203H183ZM244 204H243V203ZM10 203V204H9ZM173 203V205H174V201H171V204ZM181 203H183V204H181ZM194 204L195 203V205L197 204V205H199V206H193L194 207V209L192 208V210L190 209L192 206H191V204ZM51 204V205H50ZM124 204H125V207H124ZM134 204V205H133ZM141 204V205H140ZM148 204H150V205H148ZM152 204V205H151ZM186 206H185V205ZM204 204H207V206L209 205V207H205L206 208V210L208 211L207 213L205 212V208H204ZM221 204H222V206H221ZM16 205V206H15ZM113 205V206H112ZM136 205V206H135ZM126 206H127V208H126ZM130 206H133L132 208H134L135 210H136V213H135V211L133 212V209L130 207ZM189 206H191L190 208H189ZM206 206V205H205ZM227 206V207H226ZM230 206L232 207V208H230ZM5 207V208H4ZM9 207V208H8ZM63 207H64V209H63ZM6 208H7V212L5 211L6 210ZM73 208V209H72ZM109 208H110V210H109ZM125 208V209H124ZM153 210H152V209ZM217 208V209H216ZM240 210H242V211H240ZM242 208V209H241ZM249 208V207H248ZM13 209V210H12ZM115 209V210H114ZM126 209L128 210V213L126 212ZM142 209V210H141ZM182 209V208H181ZM195 209H197V210H195ZM201 211H200V210ZM210 209V210H209ZM215 209V210H214ZM231 209H234V210H231ZM11 210V211H10ZM132 210V211H131ZM141 210V211H140ZM190 210H191V212H190ZM194 210L198 213H193L194 212ZM204 210V211H203ZM235 210H237V212H239L238 214H237V212L235 211ZM6 212V217L4 218V214H2V212ZM9 211V212H8ZM106 211V212H105ZM122 211V212H121ZM182 211L183 210H180V211H178V210H175L174 212H173V216H176V219L177 218H180L181 216H182ZM212 211V212H211ZM226 211V212H225ZM230 211V212H229ZM234 211V212H233ZM245 211V212H244ZM10 212H12V213H10ZM73 212V213H72ZM101 212H105V213H101ZM133 214H132V213ZM142 213V216H141V214L140 213ZM153 212V213H152ZM175 212H177V213H175ZM180 212H181V214H180ZM200 212H203V213H200ZM209 212L211 213V214H209ZM233 212V213H232ZM242 212V213H241ZM110 213V214H109ZM115 213V214H114ZM126 213H127V219L126 218H124L123 217V215H125L126 216ZM191 213V214H190ZM204 213L205 214H207L208 216H206V218L207 219H204V217H205V215H204ZM245 213V214H244ZM104 214V215H103ZM130 214H131V216H130ZM138 214H140V216H138V217H136ZM154 214V215H153ZM174 214H176V215H174ZM178 214H179V217H178ZM196 214V215H195ZM204 216L203 218H200L202 215ZM231 214V216H230V218H228L229 217V215ZM18 215H20V214H17V216ZM26 215V211L24 212V214H21V216H25ZM70 215V216H69ZM78 215V216H77ZM102 215V216H101ZM136 215V216H135ZM145 215V216H144ZM148 215H150V217L148 216ZM181 215V216H180ZM200 217H199V216ZM212 217H211V216ZM225 215V216H224ZM228 215V216H227ZM245 216V217H248V216ZM256 215H254V216H256ZM57 216V217H56ZM74 216V217H73ZM105 216H107V217H105ZM224 216V217H223ZM242 216V215H241ZM243 216V217H244ZM18 217H20V216H18ZM215 217V218H214ZM219 217V218H218ZM239 217V216H238ZM3 218L4 219H6V224L4 223L5 221L3 220ZM66 218V219H65ZM69 218V219H68ZM76 220H75V219ZM105 218V219H104ZM138 218V219H137ZM173 218H175V217H173ZM210 218V219H209ZM223 218H225V219H223ZM252 218V219H251ZM59 219V220H58ZM87 219V220H86ZM113 219V220H112ZM130 219V220H129ZM151 219V220H150ZM190 219V220H189ZM218 221H217V220ZM228 219H231V220H228ZM247 218H245V220H246ZM71 220H73V221H75V222H73V221H71ZM104 220V221H103ZM137 220H139V221H137ZM145 220V221H144ZM213 220V221H212ZM239 222V224H237V221ZM257 220V221H256ZM78 221V222H77ZM87 221V222H86ZM106 221H107V223H106ZM112 221H113V223H112ZM128 221H130V223H128ZM142 221V222H141ZM177 221H178V223H179V219H177ZM215 221H217V222H215ZM226 221L228 222V223H226ZM231 221V223L233 224V226H230V222ZM9 222H12L11 224H10V228L7 230V226H8V224H9ZM13 222L16 224H14V226L15 227H13ZM82 224H81V223ZM104 222V223H103ZM139 222V223H138ZM149 222V223H148ZM153 223V224H151V223ZM195 222V223H194ZM203 222H204V224H203ZM221 222V223H220ZM223 222V223H222ZM235 224H234V223ZM88 223H89V225H88ZM102 223H103V225H102ZM145 223V224H144ZM155 223V224H154ZM191 223V224H190ZM218 225H217V224ZM256 225H258L259 226V228L261 229H257L256 230V228H255V231H254V228H253V232L251 231L252 229H250V227L252 228V226H255V224ZM107 224V225H106ZM108 224L110 225V226H108ZM114 224V225H113ZM130 224V225H129ZM210 224V225H209ZM237 224V225H236ZM73 225V226H72ZM87 225V226H86ZM126 225V226H125ZM188 227H187V226ZM202 225V226H201ZM213 225V226H212ZM222 225V226H221ZM224 225H226V226H224ZM228 225V226H227ZM236 225V228H233L234 226ZM6 226V227H5ZM22 226H25V227H22ZM125 226V227H124ZM141 226V227H140ZM142 226H143V228H142ZM151 226V227H150ZM152 226H155V227H152ZM179 226V225H178ZM221 226V227H220ZM230 226V227H229ZM3 227V228H2ZM4 227H5V230H4ZM148 227H150V228H148ZM191 227V228H190ZM199 227V228H198ZM239 227V228H238ZM255 227H257V226H255ZM15 228H17V230H15ZM25 230H24V229ZM110 228V229H109ZM117 228V229H116ZM123 228V229H122ZM134 228V230L135 231H133L132 229ZM152 228V229H151ZM193 228V229H192ZM198 228V229H197ZM205 230H204V229ZM227 228H228V230H227ZM229 228H231V229H229ZM233 228V229H232ZM140 229H143L142 231H141V233H139V230ZM147 229V230H146ZM153 229H154V231H153ZM156 229V230H155ZM207 229V230H206ZM221 229V230H220ZM1 230H2V232H5V231H7L8 232V236H6L7 235V233L5 234V233H2L1 232ZM16 231L15 233L13 232V231ZM192 230V233L193 232H195V233H191L190 231ZM194 230V231H193ZM196 230V231H195ZM200 230V231H199ZM203 230V231H202ZM249 230H248V232H249ZM74 231V232H73ZM120 231V232H119ZM131 231V232H130ZM133 231V232H132ZM144 231H146L147 233H145ZM150 231V232H149ZM214 231L216 232V233H218V234H214ZM218 231V232H217ZM221 231V232H220ZM226 231V232H225ZM230 231V232H229ZM12 232H13V234L15 235H13L12 234ZM143 232V233H142ZM151 232H152V234H151ZM155 234H154V233ZM157 232H158V234H157ZM175 232V233H174ZM199 232V233H198ZM213 232V233H212ZM223 232H225V233H223ZM258 234H257V233ZM22 233V234H21ZM146 235H145V234ZM175 235H174V234ZM220 233H222V234H220ZM23 234H25L26 235V237H25V235H23ZM74 234V235H73ZM119 234V235H118ZM129 236H128V235ZM133 234H134V236H133ZM140 234V235H139ZM191 234V235H190ZM197 234L199 235L200 234V236H197ZM218 235V238L216 237V238H214V235ZM234 234H235V232H234ZM236 234V235H237ZM259 234L261 235V236H259ZM17 235V236H16ZM90 235H91V237L92 236H95V234L92 232V231H90ZM168 235V236H167ZM195 237H194V236ZM227 235V234H226ZM4 236H5V239H4ZM10 236V237H9ZM15 237L17 240H18V242L20 243V241H25L24 243L23 242H21L22 244H23V247H24V244H26L25 245V250H20L19 252L18 251H16L12 246H10L8 243L10 242V240L13 238V237ZM22 236V237H21ZM62 236V237H61ZM76 236H78V238H76ZM109 236V237H108ZM118 236V237H117ZM125 238H123V237ZM143 237V239H141V237ZM147 236H149L148 238H147ZM151 236H153V237H151ZM156 236V237H155ZM179 238H178V237ZM256 236V237H255ZM6 237H8L7 239H6ZM72 237V238H71ZM107 237H108V239H107ZM122 237V238H121ZM145 237V238H144ZM159 237V238H158ZM228 237V236H227ZM227 237H225L226 239L225 240H229L230 239V237L231 236H229L228 237V239H227ZM23 238H25V239H23ZM59 238V239H58ZM61 238V239H60ZM67 238V239H66ZM80 238V239H79ZM121 238V239H120ZM133 238V239H132ZM152 238V239H151ZM158 238V239H157ZM171 238V239H170ZM175 238H177V239H179V240H177L176 239V241H178L177 242V244H176V241H175ZM193 238H195V239H193ZM67 241H66V240ZM78 239V240H77ZM136 239V240H135ZM216 239L217 240H219L218 241V243H217V241H216ZM258 239V240H257ZM6 240V241H5ZM59 240V241H58ZM63 242H62V241ZM65 240V241H64ZM128 242V243H126V241ZM137 240L139 241V246L137 247ZM141 240V241H140ZM172 240H173V242H172ZM255 240H257V241H255ZM111 241V242H110ZM125 241V242H124ZM175 241V242H174ZM5 242H7V243H5ZM53 244H52V243ZM147 242H150V243H148V244H145V243H147ZM172 242V243H171ZM220 242V243H219ZM252 242L254 243V244H256L257 246H258V248L260 249V251L259 250H256V249H254V248H256L257 246L256 245H254V244H252ZM5 243V244H4ZM21 243H20V245H21ZM48 243H50L49 244V247L50 248H52V250H54V244H55V241L52 239H49L48 240ZM74 243V244H73ZM86 243V244H85ZM109 243V244H108ZM124 243H126V244H124ZM143 245H142V244ZM175 243V244H174ZM195 243V244H194ZM198 243V244H197ZM237 243V244H236ZM249 243H251L252 244V247H251V245L249 244ZM260 243V244H259ZM73 244V245H72ZM112 246H111V245ZM115 244H116V246L118 247H116L115 248ZM137 244V245H136ZM141 244V245H140ZM151 244V245H150ZM170 244V245H169ZM190 244H191V246H190ZM193 244V245H192ZM221 244H223V245H221ZM232 244H233V246H232ZM244 244H246V247H247V249L249 248V250L251 251H249V250H247L246 251V247H245V245ZM52 245V246H51ZM72 245V246H71ZM77 245H78V247H77ZM80 245V246H79ZM125 245H126V247H125ZM133 245V246H132ZM147 245V246H146ZM153 245V246H152ZM168 245H169V247H168ZM172 245V246H171ZM236 245V246H235ZM9 246V247H8ZM62 246H63V244H62ZM82 246V247H81ZM105 246H104V248H103V250L105 249ZM113 246H114V248H113ZM150 246V247H149ZM221 246H223V247H221ZM231 246V247H230ZM1 247H3L4 249H2ZM8 248V250L6 249V248ZM71 247V248H70ZM110 247V248H109ZM175 247V248H174ZM234 247H235V249H234ZM49 248V249H50ZM72 248H74V250L72 249ZM76 248H77V250H76ZM85 248V249H84ZM111 248H112V250H111ZM126 248V249H125ZM149 248H151V249H149ZM221 248V249H220ZM225 248V249H224ZM239 248V249H238ZM245 248V250L243 251V255H242V258H241V249H244ZM81 251H80V250ZM82 249H83V251H82ZM131 249V250H130ZM136 249V250H135ZM172 249V250H171ZM211 249V250H210ZM219 249V250H218ZM252 249H254V250H252ZM3 250H6V251H3ZM13 250H15V251H13ZM51 250V249H50ZM73 250V251H72ZM86 250V251H85ZM116 250V251H115ZM126 250H127V252H126ZM135 250V251H134ZM141 251V253H142V255H141V257H140V260H139V255L137 254L138 253V251ZM174 250H176V251H178V256H176L175 254H174V256L173 257H170V255L173 253L172 251H174ZM192 250H193V252H192ZM237 250V251H236ZM262 250V251H261ZM133 251V252H132ZM153 251H156L157 253H155V252H153ZM211 251H212V253H211ZM222 251H223V253H222ZM228 251V252H227ZM236 251V252H235ZM250 252V255H249V252ZM253 251V252H252ZM255 251H257L258 252V256L256 255V253H255ZM4 252V253H3ZM6 252V253H5ZM78 252H80V253H78ZM81 252H83L82 254H81ZM86 252V253H85ZM120 252L123 254V258H122V260H121V258H120ZM130 252V257H129V255H128V253ZM151 252V253H150ZM181 254H180V253ZM188 252V253H187ZM198 252V253H197ZM218 252H219V254H218ZM226 252V253H225ZM232 252H233V254H232ZM240 252V253H239ZM246 252H248L247 254L249 255V257H252V258H249V259H251V260H249L248 259V255L246 256ZM32 253V254H31ZM63 252L62 251H60L58 254V257H57V259H58V264H64L65 263V261L64 260H66V262L68 263V259H69V257L66 255H64L63 256V254H62ZM74 253H75V255H74ZM90 253V254H89ZM132 253V254H131ZM135 253V254H134ZM140 252H139V254H141ZM170 253V254H169ZM185 253H187L186 255H185ZM191 253V254H190ZM196 253V254H195ZM229 253V254H228ZM5 256H4V255ZM81 254V255H80ZM112 254V255H111ZM145 256H147V257H149L148 259H150V260H148L147 259V257H145ZM151 254V255H150ZM190 254V255H189ZM237 254H238V256H237ZM20 255V256H19ZM110 255V256H109ZM116 255V256H115ZM125 255V256H124ZM135 255H136V257H135ZM155 255V256H154ZM193 255V256H192ZM213 255V256H212ZM230 255V256H229ZM233 255V256H232ZM240 255V256H239ZM255 255V256H254ZM3 256V257H2ZM27 256V257H26ZM35 256V255H34ZM87 256H85V258L84 257H82L81 258V260H87L86 258H87ZM113 256V257H112ZM144 256V257H143ZM190 256V257H189ZM225 256H227V257H225ZM232 256V257H231ZM237 256V257H236ZM254 256V257H253ZM112 257V258H111ZM177 257V259H175ZM181 258V259H179V258ZM182 257H183V259H182ZM197 257V258H196ZM221 257V258H220ZM224 257V259L222 260V258ZM246 259H245V258ZM84 258V259H83ZM111 260H110V259ZM119 258V259H118ZM136 258V259H135ZM193 258H195V260L193 259ZM227 258V259H226ZM238 258V259H237ZM241 258V259H240ZM260 258H262L261 260H259ZM54 259H56V257H54ZM106 259H107V261H106ZM124 259V260H123ZM129 259V260H128ZM130 259H132V260H130ZM143 259V260H142ZM169 259V260H168ZM234 259H235V261H234ZM236 259H237V261L238 260H240V262L238 261V263H237V261H236ZM1 260H3V261H1ZM27 260V261H26ZM61 260H62V262H61ZM80 260V262H79V264H82L83 263V261H81ZM113 260V261H112ZM134 260H135V262H134ZM136 260H138V262L136 261ZM147 261V262H145V261ZM173 260H175V262L173 261ZM178 260H181V261H178ZM182 260H183V262H182ZM188 260H190L189 262H188ZM194 260V261H193ZM227 260V261H226ZM229 260V261H228ZM246 260V261H245ZM247 260H248V262H247ZM263 260V261H262ZM110 261V262H109ZM131 263H130V262ZM140 261H141V263H140ZM168 261V262H167ZM179 263H178V262ZM188 263H187V262ZM226 261V262H225ZM251 261V262H250ZM89 262V260H87L86 261V264ZM98 263H100V264H102V262H99V260L97 261ZM112 262V263H111ZM191 262V263H190ZM225 262V263H224ZM233 262H235V263H233ZM67 263H65V264H67ZM98 263H96V264H98ZM169 263V264H170ZM84 264H85V262H84ZM89 264V263H88ZM104 264V263H103ZM264 264V263H263Z\"/></svg>",
	"mask_w": 264,
	"mask_h": 264
}]
</instances>
